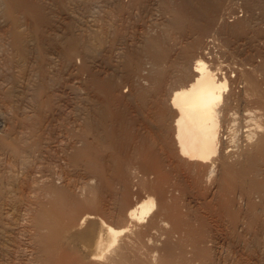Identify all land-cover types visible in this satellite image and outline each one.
I'll return each instance as SVG.
<instances>
[{
  "label": "rangeland",
  "instance_id": "rangeland-1",
  "mask_svg": "<svg viewBox=\"0 0 264 264\" xmlns=\"http://www.w3.org/2000/svg\"><path fill=\"white\" fill-rule=\"evenodd\" d=\"M32 3H34L35 7L34 9H32V11H34V13L32 15H29L28 13L25 14L24 12H22V9L19 8V6L15 7V10L14 12L10 14H7L4 10V5H1V1H0V18L2 16V18L0 19V46L1 44L3 45V47L1 46V49H0V113L2 112L4 115H2L4 121L6 122H3L2 125H1V129L2 131H0V134L2 132H5V131H8L9 129L8 128H12V125L11 123H14L15 126L14 129H15V134L12 132L11 135L12 136H15L19 139L17 140V142H19L20 140L22 142H24V144L26 143V145L29 143H32L34 144L33 148L31 147V152H34V154H31L33 155V157L35 158L34 160L38 159L36 158L37 157V154L38 156H40V158L42 159H38L36 161L33 162V160L31 159V157L27 158L24 162L25 163H18V162H12L11 159L15 158V156L13 155L12 152H9L8 150L5 151L6 149H4V151L1 150L0 148V177H3L5 179V177L8 178V176H11L10 177V180L11 178H13V180H11L13 182V194L9 196L8 198V202L10 201L11 203L13 204H19L20 208L23 209L20 210L18 209V213H19V224H20V220H21V223L22 224H18V227L19 229L16 230V232H22L21 233H16V235H14V240H15V246H14V250L16 248H18L19 250V247L21 248L19 251L16 249L15 251L13 250L11 253L13 254L14 252V256H6V259L5 261L7 262L6 264H29L30 261H32L30 259L29 261V258L30 256H28V251L23 248L24 246H21L24 244V242H26L27 240V236L28 233H27V230H25V227H26V224L28 222V218H30L31 216H33L36 212V209L38 208L37 205H39L41 202V200H44V197L46 198V196H44V193L43 192H39V191H42L43 189V185L45 183H47L48 181L52 182L54 179L57 180L54 181V183L56 185H61V183H65L66 181V185L67 187H71V188H67V190L69 191V193L73 192L74 194V197L75 199H79V201L76 200V204H81L82 202V199L84 200H87L86 201V204L85 202H82V204H85L86 206L82 205V207H79L78 205V209H76V211H80V209H86L85 211H87L89 208H93V211H91L92 209H90V211L92 213L96 212L97 210H95L96 207H99L100 205V208H96L98 210L101 209V212L104 210V208L107 206L106 209H108V206L111 204V207H112V210H111V207L108 209V210H111L113 211V208H114V212L118 209H116L115 205L114 204V199L113 197H115L116 195V198H117V202L116 204H118V206L121 205V202H122V198L119 197V195H123L121 192H120V188L119 186H123V182L122 180L120 181V179L123 177L124 178V174L126 173V170L127 172H129V167H127L126 165V170L124 172V169H123V172L124 173H121L122 177L120 178L119 176L117 178H120V179H116V180H112V178H116V177H112L110 182L107 183L109 186L110 184L111 185H114L116 186V188H111L110 189H106V188H109L106 187V184L104 183V180L102 181L105 185L106 188H104V185L99 181V184L101 186V184L103 185V188L101 190V188L98 186L97 187V190L102 193L100 194L97 190H96V187L94 188V186L96 185V182H98V176H96L95 178L91 179V177H94V176H90L92 174H90L89 176H87L85 173L89 174V172L87 170L90 171L91 173V170L88 168H84V167H88V166H83V164H81V166L77 164V166L79 168H84L86 169L84 172L83 169H78V167L75 165V163L73 165L72 162L68 161L67 159H65V153L63 154L62 151L64 149L63 152L66 151V149L68 148V146L71 144H74L73 141L75 142V137L72 135H75V132L78 131V129H80L79 126L77 125H80V119H76L75 121L73 120V118L75 119L74 116H76L73 112L77 110V108H82L84 105V102H82L83 98L85 97L86 95V88L84 87V85L86 86V81H87V74H88V71L90 69H95V68H99L100 66H102L104 69L107 68V63H113L115 64L118 63V61H115V60H119V54L122 53L123 51H125V49H134L135 47L136 48H139L140 50V47L143 48V44L144 41L147 39V38H152L153 35L155 34V32H157L158 30L160 29H163V33L164 36H165V42H166V49H164V51H166V53L168 52L169 55H171L170 57L174 56L175 54H177V51L178 53L182 50L184 52L185 55V59H186V67H187V60H193L195 56H197L199 53L202 54V55H205L204 56V59L206 60V63L209 64L210 66H212V68L217 72V75L218 76H223L225 77L228 81H227V84L229 83V85L226 86V88L224 89V96L225 97H228V101L226 100L227 98H225L224 100H222V102H226L227 103H222V108H225V110L222 109V115L221 118L223 119V122H224V119H225V123H223L221 126L222 128L224 127V124L228 123L225 125L224 129L221 130V137H220V146L221 148L218 147V150H217V155H216V160L213 162V170H214V173H213V170H210L208 171L206 166L204 167V164H199L203 167H199L197 166L198 164L194 165V164H191L192 166H190L189 164H185V163H182V162H176L175 164L173 163H168L165 159H161V160H165L166 161V166L170 164V167L168 169H171V171H169L168 169V172H170V174H168V177L167 175H164L163 177H165V184L163 182V180L161 179V176L158 175V173L156 174L155 172L153 173L152 170H147V169H144L145 167L142 166L143 164L140 162V161H143L140 157L139 159V162L137 161V159L139 157L136 158V161L138 163H141V164H136V166L134 165L136 163L133 162V163H128L130 164L129 166H134V168H140L142 166V168L144 169L143 171H146V172H141V170L139 171V174L141 172V174L144 176V173L148 176V173L152 174L150 176H142V178H139L138 177V174L134 173L133 172H138L136 170V168H132V174L129 175V173H131V171L127 174H125L126 176L128 175V177H132L131 180L130 179H127V184L124 185L126 186L124 188L123 186V190L125 189L127 191V189H129L130 192L127 191V194L129 193V195H127L129 198L130 196H132L131 198H133V195H135L134 197L136 198V196L139 194V193H143V194H148V191L150 192V194H152V197H154V199L158 201V207L156 205H154L153 207V212H157L158 211V208H160L159 212H157V214L154 212L155 215H157V219L155 220H158V221H155L153 222L151 225H141V224H144L146 222L144 221H141L138 222V225H141L140 228L141 230L144 231V233L146 234V238L145 236L143 238L144 241H146V243L143 241V238H139V239H134L132 240L130 243L128 244H131L130 246L128 245L127 247L128 250H126L127 252V255L131 258V259H136V256H137V262L135 264H146L149 263V264H152L154 262V264H164L166 262V264H189L190 262H192V264L195 262L196 264H264V260L262 258H264V247H262V245L264 246V236H262V234L264 235V0H219V4L217 3L218 1L216 0V2H214L215 6H213L212 8L210 7L209 8V12L206 10V13H204L205 11L201 10V13H199V22H197L198 24L197 25H200L195 27L194 29H192L193 32V36H192V31L191 30H188V27L186 29V27L182 30L183 31V34H182V30H178L177 28L175 29H172L171 31H169V27L167 28V26H165L164 28L167 30H165L163 28V26L165 25L164 24V21L166 20H169L170 18L173 19L175 17L178 16V14H181V11L183 10V13H184V10L186 7H194V8H199L200 6V2L197 3L196 0H189L187 1V3L191 1V5L189 4H185L182 6V2L181 1H185V0H30ZM171 1V2H170ZM178 2V3H174V2ZM222 1V2H221ZM185 3V2H184ZM183 3V4H184ZM194 3V4H193ZM196 3V4H195ZM213 3V1H212ZM154 4V5H153ZM175 6H174V5ZM178 4V5H177ZM173 5V6H172ZM180 5L182 7H180ZM189 5V6H188ZM198 7H197V6ZM218 5V6H217ZM178 6V7H177ZM185 6V8H184ZM172 9H171V8ZM176 7L180 10V11H177L175 10ZM184 8V9H183ZM171 9V10H170ZM173 9L176 11H173ZM182 9V10H181ZM189 9H187V11L184 13L186 14ZM74 11V12H73ZM215 11V13H214ZM5 12V13H4ZM22 12V13H21ZM179 12V13H178ZM71 13H74L71 14ZM157 15H156V14ZM212 13V14H211ZM192 14V13H191ZM204 16L202 17L201 16ZM217 14V15H216ZM74 17H73V16ZM84 15V16H83ZM90 15V17H89ZM92 15V16H91ZM160 15V16H159ZM210 15V16H209ZM71 16V17H70ZM82 16V18L80 17ZM157 16V17H156ZM208 18H207V17ZM214 16H219V17H215ZM74 20H73V18ZM80 18L82 19L81 20H78V19H75V18ZM83 17H85L83 19ZM159 17V18H158ZM166 17H169V18H166ZM173 17V18H172ZM200 17L202 18V20H200ZM161 18V20H160ZM206 18V19H205ZM211 18V19H210ZM89 19V21H88ZM93 19V20H92ZM164 19V20H163ZM170 19V20H171ZM84 20V21H83ZM91 20V21H90ZM215 20V21H214ZM218 20V21H217ZM242 20V21H241ZM245 22H244V21ZM15 21V22H14ZM80 21V22H78ZM201 21V22H200ZM207 21V22H206ZM214 21V22H213ZM14 22V27H16V29L21 32V36L22 38H24L25 40V46L28 47L27 50L28 52H26V54L22 57H20L19 55H13L12 53H9L10 50H8V46L10 45H7L6 43V40L9 41L8 39V36L7 35V31H5L6 29L9 30L11 28V25L12 23ZM87 22V24H86ZM94 24H91L90 26V23H93ZM163 22V24H162ZM79 23V24H78ZM83 23V24H82ZM160 23L162 26H160ZM221 23V24H220ZM239 23V24H238ZM185 25H187L186 23H184ZM203 24V25H202ZM219 24V25H218ZM225 26H224V25ZM76 25V26H75ZM79 25V26H78ZM96 25V26H95ZM202 25V26H201ZM215 25V26H214ZM238 27H237V26ZM95 26V27H94ZM160 28H158V27ZM236 26V27H235ZM74 27V28H73ZM83 27V28H82ZM92 27V28H91ZM157 27V28H156ZM209 27V28H208ZM213 27V28H212ZM216 27V28H215ZM224 27V28H223ZM229 27V28H228ZM232 27V28H230ZM241 27V28H240ZM198 29V32L196 31ZM171 29V28H170ZM190 29V28H189ZM203 30V32L205 31V33L202 32L201 34V31ZM206 29V30H205ZM211 29V31H210ZM235 29V30H234ZM178 30V32H177ZM187 32H186V31ZM215 32H214V31ZM219 30V31H218ZM165 31V32H164ZM175 31V33H174ZM180 31V33H179ZM223 33H221V32ZM230 31H233V32H230ZM171 32V33H170ZM177 32V33H176ZM191 32V33H190ZM196 32V33H195ZM208 32V33H207ZM212 32V33H211ZM225 32H228L227 34ZM6 33V35H5ZM170 33V34H168ZM174 33V34H173ZM199 33V34H198ZM210 33V34H209ZM222 35H221V34ZM188 34V35H187ZM190 34V35H189ZM213 34V35H212ZM216 36H215V35ZM184 35L185 38H184ZM200 37H199V36ZM204 35V36H203ZM207 38H206V36ZM218 35V37H217ZM221 35V36H220ZM227 35V36H226ZM2 36V37H1ZM3 36H6L5 38H3ZM26 36V37H25ZM176 36V37H175ZM181 36V37H180ZM189 39H187L188 37ZM195 36V37H194ZM71 37H76L78 39L77 41V45H79L80 47H84L86 44H88L89 48L90 47H94L92 50H93V58H91V61H89L88 59H90V57L88 58L87 57H84L83 59V55L79 54V53H75L72 55V57H68L67 55H63L62 52L64 51V49H66V46L67 44L71 41ZM179 37V38H178ZM183 37V38H182ZM187 37V38H186ZM197 37V38H196ZM214 37H217V38H214ZM224 37V38H223ZM8 38V39H7ZM26 38V39H25ZM28 38V39H27ZM150 38V39H151ZM178 41H177V39ZM202 38V39H201ZM30 39V40H29ZM180 39V40H179ZM185 41H184V40ZM197 39L199 40V42L197 41ZM205 39V40H204ZM227 39V40H226ZM190 40V41H189ZM194 42H192V41ZM201 40V41H200ZM207 40V41H206ZM3 41H5L3 43ZM180 41V42H179ZM195 41L197 43H195ZM223 41V42H222ZM204 42V43H203ZM210 44H209V43ZM226 42V44H225ZM84 43V44H83ZM190 43L194 44V45H190ZM200 43V45H199ZM202 43V44H201ZM208 43V45H207ZM213 43V44H212ZM216 43V44H215ZM223 45H221V44ZM32 46H31V45ZM174 44V45H173ZM225 44V45H224ZM6 45V46H5ZM84 45V46H83ZM207 45V46H206ZM211 45V46H209ZM5 46V47H4ZM87 46V47H88ZM171 48H169V47ZM172 46L174 47L173 50H172ZM192 46V47H190ZM225 46V47H224ZM227 46V47H226ZM178 47V48H177ZM189 47V48H188ZM210 47V48H209ZM215 47V48H213ZM118 49V52H117V49ZM120 48V49H119ZM123 48V49H122ZM169 48V50H168ZM196 48V49H195ZM225 48V49H224ZM30 49V50H29ZM175 49V50H174ZM177 49V50H176ZM212 49V50H211ZM215 49V50H214ZM3 50H4V53H3ZM32 50V51H31ZM171 50V51H170ZM192 50V51H191ZM194 50V51H193ZM198 50V51H197ZM206 50V51H205ZM224 51L222 52V54L219 52V51ZM12 51V50H11ZM116 51V52H115ZM143 51V49H142ZM142 51H140L139 55H141ZM163 51V52H164ZM181 51V53H183ZM196 51V52H195ZM199 51H202L199 52ZM205 51V52H204ZM208 51V53H207ZM7 52V53H6ZM138 52V51H137ZM198 52V53H197ZM230 52V53H229ZM9 53V54H8ZM29 53V54H28ZM61 54L60 57L58 54ZM115 53V54H114ZM165 53V52H164ZM171 53V54H170ZM174 53V54H173ZM194 53V55H193ZM205 53V54H204ZM212 53V54H210ZM214 53V54H213ZM217 53V54H216ZM2 54V55H1ZM5 56H4V55ZM58 56H57V55ZM116 54H118V56H116ZM197 54V55H196ZM199 54V55H200ZM216 54V55H215ZM226 54V55H225ZM29 55V56H27ZM164 55V54H163ZM212 55V56H211ZM225 55V56H224ZM229 55V56H228ZM26 56V57H25ZM77 56V60L76 59H73V58H76ZM80 56V57H79ZM211 56V57H210ZM217 58H215V57ZM4 57V58H3ZM18 57V58H17ZM193 57V58H192ZM209 57V58H208ZM214 57V58H213ZM220 57V58H219ZM224 57V58H223ZM14 58V60H12ZM27 58V59H26ZM81 58V59H80ZM88 58V59H87ZM112 58V59H111ZM115 58V60H114ZM117 58V59H116ZM142 58V57H141ZM222 58V59H221ZM227 58V59H225ZM233 58V59H232ZM11 62H9V60ZM86 59V60H85ZM93 59V60H92ZM217 59V60H216ZM238 59V60H237ZM34 60V61H33ZM114 60V61H113ZM209 60V61H208ZM219 60H221V63L219 62ZM239 62H237V61ZM241 60V61H240ZM52 61V62H51ZM100 61V62H99ZM112 61V62H111ZM140 61V60H138ZM191 61H188L189 62V67H190V63ZM214 61V62H213ZM229 63H228V62ZM245 62L243 64V62ZM87 62V63H86ZM92 62V63H91ZM95 64H94V63ZM104 62V63H103ZM107 62V63H106ZM217 62V63H216ZM219 62V63H218ZM225 62V63H224ZM76 63V64H75ZM86 64V68H90L89 70H87L85 68V65L83 66V64ZM103 63V64H102ZM137 63H139V65H137ZM249 63V64H248ZM17 64V66H16ZM20 64V65H19ZM53 64V65H52ZM81 64V66H80ZM89 64V65H88ZM135 65H137L136 67L135 66H130V65H123L122 66V71L121 73L119 74L118 76V80H117V85H119V83H122L124 82V84L122 83L121 85H119L118 87L120 88L119 90V94L121 93V96L122 98H124L125 100L128 101L129 104H127V102L124 101L123 99V102H125L129 108L131 109V107H138L141 106L142 104V101H141V98L139 97L137 91L135 88H137L138 84L143 86V87H146L150 81H152L151 78H149L148 74H149V71L151 70V66L149 65L148 66V62L146 63L145 60L141 59L140 62H136L134 63ZM150 64V63H149ZM213 64V65H212ZM238 64V65H237ZM242 66H241V65ZM245 64H248V65H245ZM227 65V66H226ZM236 65V67H235ZM6 66V67H5ZM11 68H10V67ZM15 66V67H14ZM95 66V67H94ZM223 66V67H222ZM232 66V67H231ZM252 66V67H251ZM4 69H3V68ZM92 67V68H91ZM185 67V68H186ZM220 67V68H219ZM228 67V68H227ZM231 67V68H230ZM234 67V68H233ZM242 67V68H241ZM10 68V69H9ZM16 68V69H15ZM146 68V70H144ZM147 68H150V69H147ZM226 68V70L224 69ZM244 69L245 71L247 72H243V70H239V69ZM160 69V70H158ZM157 69V71L159 72V74H161L160 72L162 71L161 68L159 67ZM184 69V68H183ZM222 72H221V70ZM223 69L225 71H223ZM230 69H233V70H230ZM6 72H5V71ZM8 70H12V72H9ZM149 70V71H148ZM185 70V69H184ZM182 71V75L180 74L179 72V75L176 77H174V79L172 80H169L166 82L170 83L173 82V81H176V80H180L179 78L181 77L182 79V76L184 74L185 77H187L186 75H188V71L186 73V70H188V67L185 71ZM230 70V71H229ZM237 70V71H235ZM239 70V71H238ZM252 70V71H251ZM19 71V72H18ZM30 73H29V72ZM32 71V72H31ZM35 71V72H33ZM87 71V72H86ZM107 72L105 73H108L110 71V69L107 68L106 70ZM143 71V73H142ZM148 71V72H147ZM5 72V73H4ZM16 72V73H15ZM18 72V73H17ZM141 72V73H140ZM145 72V74H144ZM147 72V73H146ZM228 72V73H227ZM243 72V73H242ZM251 72V73H250ZM257 72V73H256ZM9 73H11V75L13 76H8ZM13 73V74H12ZM158 74L156 72V69H154V72L153 74ZM163 73V71H162ZM224 73V74H223ZM242 73V74H241ZM255 75H253V74ZM4 74V75H3ZM19 77H18V75ZM21 74H22V77H21ZM78 74V75H77ZM141 74V75H140ZM164 74V73H163ZM226 74V75H225ZM240 74V75H239ZM247 74V75H246ZM258 74V75H257ZM30 75V76H29ZM38 75V76H37ZM165 75V74H164ZM181 75V76H180ZM244 75V76H243ZM6 76V77H5ZM27 76V77H26ZM86 76V77H85ZM140 76V77H138ZM142 76V78H141ZM146 76V78H145ZM158 76V75H156ZM161 76V75H159ZM180 76V77H179ZM183 76V77H184ZM236 76V77H235ZM247 76V77H245ZM2 77H4L2 79ZM17 77V79H16ZM24 77V78H23ZM29 77V78H28ZM81 77V78H80ZM228 77V78H227ZM241 77V78H240ZM244 77V78H243ZM6 78V79H5ZM20 78V80H18ZM21 78H23L21 80ZM32 78V79H30ZM36 78V79H35ZM38 78V79H37ZM75 78V79H74ZM136 78V79H135ZM145 80H144V79ZM252 79V82H250V80ZM15 81H14V80ZM35 81H34V80ZM42 79V80H41ZM79 79V80H78ZM131 79H134L132 80L133 82L135 81V84L137 81H145V83H143L142 81V84L141 82H137L136 86L134 85V83L132 81H130ZM139 79V80H138ZM150 79V81H148ZM233 81H232V80ZM245 79V80H244ZM247 79V80H246ZM7 80V81H6ZM29 80V81H28ZM32 80V81H31ZM74 80V81H73ZM83 80V81H82ZM126 80V81H124ZM257 80V81H256ZM18 81V82H17ZM19 81H22V82H19ZM24 81V82H23ZM40 82L42 87L39 85V89L38 91L34 90L33 88L31 87H36V85L38 83L36 82ZM80 81V82H79ZM233 84H232V82ZM3 82V83H2ZM10 82V83H9ZM16 82V83H14ZM245 82V83H243ZM250 82V83H248ZM7 83V84H6ZM14 83V84H13ZM21 83V84H20ZM24 83L26 85H24ZM31 83H36V84H31ZM84 83V84H83ZM126 83H130L129 86H127L128 84ZM240 85H239V84ZM10 84V85H9ZM12 84V85H11ZM18 84V85H17ZM31 84V86H30ZM81 84V85H80ZM132 84V85H131ZM165 84V83H164ZM172 84V83H171ZM246 84L245 86L249 87H244V85ZM251 84H253V88H251ZM255 84V85H254ZM13 85L15 87H18V88H22L25 90H28L27 92L28 95H30L28 97L27 95V92L25 91L27 97L29 99L26 98H22L20 97V93H19V96H16V95H13L14 91L12 89ZM23 85V86H22ZM28 85V86H27ZM69 85V86H68ZM72 85V86H71ZM131 85V86H130ZM6 86V88H5ZM21 86V87H20ZM74 86V87H73ZM124 86V87H123ZM134 86V87H133ZM140 86V87H141ZM149 87L148 88H152L151 86V83L150 85H148ZM151 86V87H150ZM240 86V87H239ZM24 87V88H23ZM30 87V88H29ZM74 89H73V88ZM133 87V88H132ZM153 87H155V84H153ZM27 88V89H26ZM81 88V89H80ZM244 88V90H246L247 88V91H242V89ZM11 91V96L8 98L7 96L4 98V95H1V93H3L2 91H6L8 90ZM122 89V90H121ZM124 89V91H123ZM156 89V87H155ZM154 88L151 89V90H148V93L151 95L155 90ZM31 90L33 92V90L35 91V93L33 92L32 95H31ZM128 90V91H127ZM82 91V93H80ZM126 91V92H125ZM249 91V92H248ZM254 91V93L252 92ZM75 92V93H74ZM84 92V93H83ZM123 93V94H122ZM125 93V94H124ZM225 93H228V94H225ZM231 93V94H230ZM245 93V94H244ZM253 97V98H250V96ZM34 94V95H33ZM252 94V95H251ZM79 95V96H78ZM84 97H83V96ZM125 95V97H124ZM228 95V96H226ZM248 95V96H247ZM3 96V98H1ZM15 96V97H14ZM34 96V97H33ZM83 98H81V97ZM223 96V98H224ZM238 96V97H237ZM258 96V97H257ZM12 97V99H11ZM14 97V98H13ZM30 97H33L30 99ZM73 97V98H72ZM78 97V99H77ZM80 97V98H79ZM234 97V98H233ZM247 97H249L248 99H246ZM19 98V99H18ZM3 99V100H2ZM10 99V100H9ZM14 99V100H13ZM25 99V100H24ZM39 103H37V100ZM79 99H80V102H79ZM82 99V100H81ZM233 99V100H232ZM23 100V101H22ZM241 100V101H240ZM19 101V102H18ZM230 101V102H229ZM256 101V102H255ZM259 101V102H258ZM19 105H18V103ZM35 104L36 102V106L33 104ZM82 102V103H81ZM17 103V106L16 104ZM21 103V104H20ZM25 103V104H24ZM31 103V104H30ZM71 103V104H70ZM80 103V104H79ZM256 103V105H254ZM258 103H261V104H258ZM5 104V105H4ZM13 104V105H12ZM34 107H32L33 105ZM133 106H131V105ZM231 104V105H230ZM242 104V105H241ZM10 105V106H9ZM23 105V106H22ZM70 105V107H69ZM72 105V106H71ZM77 106V108H75V106ZM227 105V106H226ZM260 105V106H259ZM3 106V107H2ZM8 106V107H7ZM14 106V107H12ZM19 106V107H18ZM25 106V107H24ZM31 106V107H29ZM74 106V108H73ZM131 106V107H130ZM234 106V107H233ZM236 106H239V107H236ZM243 107V109L241 110V108ZM248 106V108H247ZM252 106V107H251ZM7 107V108H6ZM12 107V108H11ZM23 109H22V108ZM69 107V108H68ZM133 109H137L136 107ZM227 107V108H226ZM230 107V109L228 108ZM20 110V111H18ZM34 108V109H32ZM233 108V110H232ZM235 108V109H234ZM240 108V110H239ZM251 108V109H249ZM254 108V109H253ZM16 109V110H15ZM22 109V110H21ZM28 109V111H26ZM229 109V111H228ZM245 109V111H244ZM248 109V110H247ZM3 110V111H2ZM233 112H231V111ZM238 110V111H237ZM253 110V111H252ZM6 111V112H4ZM13 111V112H12ZM33 111V112H32ZM36 111V112H35ZM68 111H69V114H68ZM227 111L229 113V115L227 114ZM25 112V113H24ZM28 112V113H26ZM236 112V113H234ZM238 112V113H237ZM249 112H252V113H249ZM1 113V114H2ZM14 113V114H13ZM17 113L19 115H17ZM23 113V115H22ZM72 113V114H71ZM73 113H74V116H73ZM231 113V114H230ZM243 113V114H242ZM13 117H12V115ZM29 116H28V115ZM226 114V116H225ZM251 114V115H249ZM14 115L16 118H14ZM67 115V116H66ZM72 115V116H71ZM230 117H228V116ZM256 115V116H255ZM18 116V117H17ZM21 118H20V117ZM24 116V117H23ZM31 116V118H29ZM61 116V117H60ZM6 117V118H5ZM12 117V118H11ZM77 117V116H76ZM226 117V118H225ZM10 118V119H9ZM14 118V119H13ZM230 118V120L228 119ZM21 119L20 121H17ZM227 119V120H226ZM258 119V120H257ZM25 120V121H23ZM30 123H27V121ZM64 120V122H62ZM72 120V121H71ZM78 120V121H77ZM255 120V123L253 122ZM259 121L257 123V121ZM23 121V123H21ZM16 122V123H15ZM20 122V123H19ZM27 124H26V123ZM66 122V123H65ZM72 122V123H71ZM78 122V123H77ZM18 123V124H17ZM69 123V124H68ZM74 123V124H73ZM254 123V124H253ZM261 123L263 124V126L261 125ZM8 124V125H7ZM21 124V125H20ZM26 124V125H25ZM30 126H29V125ZM66 124V125H65ZM73 124V125H72ZM76 124V125H75ZM257 126H254L256 125ZM11 125V126H9ZM34 125V126H33ZM72 125V126H71ZM23 126V127H22ZM26 126V127H24ZM76 126V128H75ZM245 126V127H244ZM250 126H254V129H252V127L250 128ZM261 126V127H260ZM30 127V128H29ZM32 127L34 128V130L32 129ZM57 127V128H56ZM227 127V129H226ZM6 129V130H3V129ZM18 128L20 130H18ZM23 128V130H22ZM60 128V129H59ZM67 131H65V129ZM74 128V129H73ZM78 128V129H77ZM259 128V129H258ZM260 128H262L260 130ZM64 129V130H63ZM257 129V130H256ZM13 130V128H12ZM22 130V131H21ZM27 130V131H25ZM58 132H57V131ZM63 130V132H61ZM70 132H69V131ZM225 132H224V131ZM259 130V131H258ZM17 131V132H16ZM20 132V133H19ZM28 132V133H27ZM35 132V133H34ZM64 132H69V134L67 133L66 134V138L68 136V138L66 139L65 138V134ZM72 132V135H70V133ZM263 135V140L261 139L262 135ZM17 133V134H16ZM25 133V135L23 134ZM34 133V134H33ZM58 133V134H57ZM60 133V134H59ZM74 133V134H73ZM33 134V135H32ZM62 134V136H61ZM157 134V136H156ZM29 135V136H27ZM31 135V136H30ZM41 137H40V136ZM59 135V136H58ZM70 135V137H69ZM153 135V134H152ZM21 136H22V139H21ZM32 139H30L31 137H33ZM44 136V137H43ZM58 136V137H57ZM154 136H155V140L154 139ZM29 139H28V138ZM45 138V140L43 138ZM48 137V138H47ZM63 139H62V138ZM154 141H159V144H160V140H161V136H158V133H156L155 131V135L152 136ZM157 137V138H156ZM160 140H158L159 138ZM224 137V138H223ZM42 138V139H41ZM55 138V139H53ZM71 138H74L75 140H72ZM77 138V137H76ZM26 139V140H25ZM27 139H28V142H27ZM34 139V141H33ZM41 139V140H40ZM52 142H51V140ZM59 139V140H57ZM66 139V140H65ZM70 141H69V140ZM152 139V140H153ZM24 140V141H23ZM33 142H36L37 141V145H35V143ZM36 140V141H35ZM48 140L50 142H48ZM55 140V141H54ZM224 140V141H223ZM43 141L45 143H43ZM61 141H63L61 143ZM67 143H65V142ZM69 141V142H68ZM22 142H20L21 144L20 145H23ZM48 142V144H47ZM226 142V143H225ZM60 143V144H59ZM39 144V145H38ZM59 144V145H58ZM62 144V146L66 145V147L62 148L60 147ZM69 144V145H68ZM156 144L155 143V148H156V145L158 146H162V148L158 147V149H160V151L158 152V155L156 157L155 155V158H159L158 156L160 157H164V156H167V151H166V148L165 146L163 147V144ZM48 145V146H47ZM51 145V146H50ZM56 147H54V146ZM68 145V146H67ZM70 145V146H71ZM25 146V145H23ZM46 146V147H44ZM51 150H50V148ZM59 146V148L57 147ZM44 148H47L50 150L51 154H49L47 151V149L45 150ZM58 148V149H57ZM66 148V149H65ZM165 150H164V149ZM224 150H223V149ZM57 150L56 152H53V155H52V150L55 151ZM223 151H222V150ZM229 149V150H228ZM41 150V151H40ZM58 150L60 151L59 154L57 153ZM222 152H220V151ZM36 151V152H35ZM5 152V153H4ZM228 152V153H227ZM231 152V154H229ZM263 152V157L260 158L259 156H261ZM36 153V154H35ZM44 153V154H42ZM163 153H166V155L164 154L163 156ZM57 154V155H56ZM60 154L63 156H60ZM222 154V155H221ZM9 155V156H8ZM13 155V156H11ZM58 156L59 157V160H56L58 159V157H54V156ZM162 155V156H161ZM219 158H222V159H219L221 161L218 160L217 156H219ZM229 155L228 158H226L225 156ZM49 156H52V157H49ZM215 156V155H214ZM4 157V158H3ZM7 157V158H6ZM10 157V158H9ZM13 157V158H12ZM47 158L46 160L44 159ZM64 157V159H63ZM64 160H62V159ZM165 158V157H164ZM261 161H258V160H255V159H258ZM9 159V160H8ZM29 159V160H28ZM44 159V160H43ZM55 159V160H54ZM160 159V158H159ZM158 159V160H159ZM214 159V157H213ZM5 160V161H4ZM9 164H7V162ZM55 162H54V161ZM62 160V161H60ZM67 160V162H65ZM251 163H249L248 161ZM255 160V161H254ZM14 161V160H13ZM29 161V162H28ZM40 161V162H39ZM43 161H46L44 162L46 164V166L48 167V170L49 171H52L50 172V175H49V171L46 172V170L44 171V168H43ZM57 161V162H56ZM61 163H59V162ZM28 162V163H27ZM31 162V163H30ZM42 162V163H41ZM62 162L67 166V167H70V168H67L64 166V164H62ZM257 162V163H255ZM11 163V164H10ZM17 163L19 165H17ZM27 163V164H26ZM34 163V164H33ZM57 163V164H56ZM60 167H59V165ZM168 163V164H167ZM180 164V165H183V167L181 166L177 168H179V170L177 171L176 167L174 165L176 164ZM245 163H248L245 164ZM22 164V165H21ZM29 164L32 166V169L34 168L35 166V170H31V166H29ZM36 164V165H35ZM42 166H38V165ZM56 166H55V165ZM68 164V165H67ZM163 164V163H162ZM172 164V165H171ZM254 164V166L252 165ZM259 164V165H258ZM3 165V166H2ZM6 165V169L4 168V166ZM15 165V167L17 166L18 168H16V172H13V168L15 169V167H13ZM25 165V166H24ZM27 165V167H26ZM50 165V167H49ZM58 165V166H57ZM72 167H71V166ZM86 165V164H84ZM233 165V168L234 170H232V166ZM247 165V166H246ZM8 166H12L13 168L11 169L8 168ZM21 166V167H20ZM29 166V167H28ZM45 166V165H44ZM62 166V168H61ZM74 166H76L77 168H75ZM140 166V167H139ZM225 166H227V168H224ZM231 166V167H230ZM25 169H24V168ZM37 167V168H36ZM65 167V169H64ZM173 167V168H172ZM175 167V168H174ZM215 167V169H214ZM236 167V169H235ZM243 167V168H242ZM247 167V168H246ZM41 168V172L38 173V170ZM50 168V169H49ZM72 168V170H71ZM125 168V166H124ZM129 168V169H128ZM203 168V169H201ZM205 168V169H204ZM10 171L12 173H16L19 172L17 175L16 174H12L11 172H8L7 171ZM61 169V170H59ZM67 169V170H66ZM75 169V171H74ZM136 171H134V170ZM211 169V168H210ZM239 169V170H237ZM250 169V170H249ZM2 170V171H1ZM5 170V171H4ZM13 170V171H12ZM24 170V171H23ZM56 170V171H55ZM77 170V171H76ZM79 170V171H78ZM81 170V171H80ZM202 170V171H201ZM204 170V172H203ZM207 170V171H205ZM222 173V171H224ZM244 170V172H242ZM7 171V173H6ZM23 171V172H21ZM26 171V172H25ZM30 171V172H29ZM63 171V172H62ZM64 171H65V174H64ZM74 171V172H73ZM184 171V173H182ZM193 171V172H192ZM195 171V172H194ZM201 171V172H200ZM236 171V173H234ZM238 171V172H237ZM21 172V173H20ZM25 172V173H24ZM54 172V173H53ZM60 172V173H59ZM79 172V173H77ZM84 172V173H83ZM190 172V173H189ZM197 172V173H196ZM199 172V173H198ZM231 172V173H230ZM2 173V174H1ZM5 173V174H4ZM10 173V175H8ZM24 173V174H22ZM33 173V174H32ZM43 173H45L43 175ZM47 173V174H46ZM66 173H70L69 175H67ZM74 173V174H73ZM77 173V174H76ZM179 173V174H178ZM195 174V178L193 176V174ZM213 173V175H212ZM29 174V175H28ZM40 174V175H39ZM52 174H55L54 176L57 175V178L58 176L60 177V179H56L53 177ZM83 174V175H82ZM158 175L159 178H157V182L159 181V183L156 182V180L154 181L153 179L156 178V176L154 175ZM190 174V176L188 175ZM198 174V175H197ZM201 174V175H200ZM208 176H207V175ZM211 174V175H210ZM232 174V175H231ZM3 175V176H1ZM16 175V176H15ZM24 175H25V179H24ZM39 175V176H38ZM65 177L63 178L62 177ZM66 175V176H64ZM134 175H137L136 177ZM188 175V176H187ZM231 175V176H230ZM18 176V177H17ZM23 176V177H22ZM38 176V177H37ZM45 176V177H44ZM49 176V177H48ZM52 176V178H51ZM140 176V177H141ZM215 176V177H214ZM222 176L224 178V180L222 179ZM17 177V178H16ZM34 177V178H33ZM40 177V179H39ZM43 177V178H41ZM49 180H48V178ZM87 177V178H86ZM135 177V178H134ZM188 177V178H187ZM190 177V178H189ZM200 177V178H199ZM202 177V178H201ZM210 177V178H209ZM221 177V178H220ZM33 180H32V179ZM46 178V179H45ZM54 178V179H53ZM65 181H63L62 180ZM85 178V180H83ZM89 178V180H88ZM122 178V179H123ZM147 178V179H146ZM152 178V179H151ZM192 178V179H191ZM193 178L195 179V181L193 180ZM198 178V179H197ZM226 178V179H225ZM18 179L20 181H17L15 180ZM39 179V180H37ZM53 179V180H52ZM75 179V180H74ZM91 179V180H90ZM97 179V180H96ZM136 179V180H134ZM139 179V180H138ZM159 179V180H158ZM167 179V180H166ZM202 181H201V180ZM15 180V181H14ZM24 182H23V181ZM28 180V182H26ZM48 180V181H47ZM59 180V181H58ZM60 180L62 182H60ZM73 180V181H71ZM120 182H118V181ZM133 180V182H132ZM139 182H138V181ZM197 180V181H196ZM35 183H34V182ZM39 181V182H38ZM71 183H70V182ZM76 181V182H74ZM123 181H125L123 179ZM130 181V182H129ZM140 181L141 182H144L143 184L141 183L140 184ZM213 181V182H212ZM22 182V183H21ZM94 182V183H93ZM114 182H117V183H114ZM122 182V183H121ZM126 182V181H125ZM151 182V183H150ZM201 182V183H199ZM212 182V184H210ZM228 182V183H226ZM254 182V183H253ZM38 183V184H37ZM44 183V184H43ZM58 183V184H57ZM69 183V185L67 184ZM86 183V184H84ZM101 183V184H100ZM114 183V184H113ZM119 183V185H117ZM130 183H133V184H130ZM138 183V184H136ZM149 183V184H148ZM164 186H163V184ZM15 184V185H14ZM40 184V185H39ZM74 184V185H73ZM92 184V186L90 185ZM125 184V183H124ZM151 184V185H150ZM162 186H161V185ZM210 184V185H209ZM214 184V185H213ZM231 184V185H230ZM254 184H257L256 186ZM33 185V186H31ZM35 185L38 187L35 188ZM129 185H131L129 187ZM135 185V186H134ZM138 185V186H137ZM141 185V186H139ZM158 185V186H157ZM160 185V186H159ZM166 185V186H165ZM212 185V186H211ZM226 185V186H225ZM228 185V186H227ZM233 185V186H232ZM21 186V188H19ZM61 186H64L65 187V184L64 185H61ZM73 186V187H72ZM75 186V187H74ZM77 186V187H76ZM118 186V187H117ZM137 186V187H136ZM144 186V187H142ZM147 186V187H146ZM154 186L153 189H151V187ZM157 186V188H156ZM211 186V187H210ZM32 187V188H31ZM41 187V189H40ZM85 187H87L88 190L85 189ZM129 187V188H128ZM142 189H140V188ZM146 187V189H145ZM150 187V188H148ZM166 187V189H165ZM225 187V188H224ZM228 188V191H227V188ZM16 188L18 190H16ZM26 188V189H25ZM30 188V189H29ZM35 188V189H34ZM76 190H75V189ZM94 188V191L96 192H93V189ZM100 190H99V189ZM118 188H119V191H118ZM127 188V189H126ZM160 188V189H159ZM164 188V189H162ZM220 188V189H219ZM221 188H222V191H221ZM22 189V190H21ZM31 189L33 190V193L31 191ZM73 191H72V190ZM81 189V190H80ZM85 189L86 190V194H85V191L83 192V190ZM117 189L116 191H113V190ZM133 189V190H132ZM138 189V190H136ZM151 189V190H150ZM159 189V190H157ZM31 192H30V191ZM80 190V191H78ZM112 190V192H111ZM136 190V191H135ZM140 190V191H139ZM145 190V191H144ZM147 190V191H146ZM153 190V191H152ZM162 190H164L163 193ZM227 191V192H224V191ZM19 193H18V192ZM37 193H35V192ZM83 193H82V192ZM105 191H108L107 194H111V197L113 195V197L111 198L110 196L108 197L106 192ZM134 191V194L132 193ZM139 191V193H138ZM213 191H214V194H213ZM219 191V192H218ZM24 192V193H23ZM27 192V193H26ZM75 192V193H74ZM85 196H82V194ZM111 192V193H110ZM118 192V193H116ZM157 192V194L155 193ZM166 192H168V195L171 196L169 198H166L168 197V195L166 194ZM223 192V194H222ZM23 193V194H22ZM43 194V195H40ZM78 193V194H77ZM80 193V194H79ZM95 193V194H93ZM120 193V194H119ZM154 193L156 195H158L159 193V197H160V194L161 196L165 199V201L163 202L162 198H157V196H153ZM172 193V194H170ZM220 193V194H218ZM17 194V195H16ZM25 194V195H24ZM32 194H36L34 197L32 196ZM39 194V195H38ZM97 194L100 196L98 197ZM137 194V195H136ZM165 194V196H163ZM211 194H213L212 196L214 197H211ZM226 194V196H225ZM22 195L25 197H22ZM28 195V196H26ZM76 195V196H75ZM79 195V197H77ZM89 195V196H88ZM91 195V197H90ZM96 195V197L94 196ZM102 195V196H101ZM106 195V196H105ZM124 199L127 198L126 197V194H124ZM14 196V197H13ZM19 199H18V197ZM20 196H21V201H20ZM38 196V197H37ZM42 196H44L42 198ZM94 196V199L93 197ZM104 196V197H103ZM174 196V198H173ZM177 198H176V197ZM220 196V197H219ZM228 196V197H227ZM33 197V198H32ZM41 197V198H40ZM88 197V198H87ZM91 199H90V198ZM102 197V198H101ZM108 197V198H107ZM118 197L121 199L120 201H118ZM122 197V196H121ZM156 197V198H155ZM222 197V198H221ZM232 197V199H231ZM263 197V198H262ZM28 198H30L28 200ZM36 198V199H35ZM107 198L108 199V203L105 201H101L102 199H105ZM130 198V199H131ZM228 198V199H227ZM247 198V199H246ZM250 200H249V199ZM11 199V200H10ZM15 199V200H13ZM18 199V200H17ZM24 199V200H23ZM31 199H32V202L34 201H38L39 204H37V202H34L32 203L31 202ZM35 199V200H34ZM93 199V201H92ZM96 199H98L96 201ZM101 199V200H100ZM105 199V200H107ZM168 199V201H167ZM172 199V200H171ZM229 199H231V201H229ZM253 199V200H252ZM91 200V201H90ZM102 202V205H101V202ZM171 200V201H170ZM212 200V201H211ZM5 200H3L2 202V199L0 197V212L1 210H3V203H4ZM17 201V202H15ZM26 201V203L24 202ZM42 201V202H44ZM81 201V202H80ZM113 201V202H110ZM162 201L163 203L160 204ZM246 201V202H245ZM248 201V203H247ZM256 201V203H255ZM80 202V203H79ZM90 202V203H88ZM160 202V203H159ZM167 202V203H166ZM170 202H172L170 204ZM174 202V203H173ZM252 202V203H251ZM23 203V205H22ZM28 203V204H27ZM88 203V205H87ZM109 204V205H105V204ZM157 203V202H155ZM225 203V204H224ZM246 203V204H245ZM254 203V204H253ZM262 204L261 207H259L258 204ZM26 204V205H25ZM75 204V206H76ZM93 207H90L91 205ZM95 204H98L95 206ZM112 204H114L112 206ZM120 204V205H119ZM164 204V205H163ZM176 204L178 205V207L176 206ZM221 204V205H220ZM249 204V205H248ZM29 207H28V206ZM105 207H104V206ZM159 205H162L163 206V210L161 209V207ZM166 205L169 207H166ZM170 205H173L170 207ZM223 205L225 207H223ZM252 205V206H250ZM35 206V207H34ZM89 208H88V207ZM104 208H102V207ZM230 206V207H229ZM237 206V207H236ZM239 206L241 209H239ZM257 207L254 209V207ZM33 207V208H32ZM95 207V208H94ZM121 207V206H120ZM181 209H180V208ZM220 207V208H219ZM229 207V208H228ZM244 207V208H243ZM29 208V209H28ZM32 212H30L31 210ZM35 208V209H34ZM118 208V207H117ZM167 208V209H166ZM172 208V210H170ZM178 208V209H177ZM232 208V210H231ZM234 208V209H233ZM236 208V209H235ZM252 210H251V209ZM26 209H28L29 211H27ZM104 210L106 212H108V214H106V212H96L94 213L95 216H97L99 218V215H100V218H103L101 217L102 215H106L103 219L104 220H107L108 222H112L111 224H117V225H114V226H118V225H121L120 223L122 222V220H120L121 218L118 217V213H112L108 210ZM116 209V210H115ZM165 209V210H164ZM175 209V210H174ZM183 209V211H182ZM228 209V210H227ZM230 209V210H229ZM239 209V210H237ZM245 209V210H244ZM254 209V210H253ZM258 209V210H257ZM263 209V210H262ZM157 210V211H156ZM170 210V211H169ZM176 212H174V211ZM214 212H213V211ZM218 210V211H216ZM245 212H244V211ZM262 210V212H261ZM16 211V210H15ZM78 211V213H79ZM82 211V210H81ZM80 211V212H81ZM89 211V210H88ZM188 211V212H186ZM222 211V212H221ZM226 211V212H225ZM235 211V215L234 213H231V212H234ZM249 211V212H248ZM253 211V212H252ZM259 213H258V212ZM22 214H21V213ZM27 212V213H26ZM33 213V215L30 216V214L28 215V213ZM110 212V213H109ZM183 212V213H182ZM186 212V213H185ZM216 212V213H215ZM219 212H221L219 214ZM230 212V213H228ZM237 212V213H236ZM239 212V213H238ZM251 212V213H250ZM256 212V213H255ZM262 214H261V213ZM27 214V221H26V224H25V217H26V214ZM99 213V214H98ZM168 213V214H166ZM224 213H226L227 215H224ZM258 213V214H257ZM21 214V215H20ZM25 214V215H24ZM97 214V215H96ZM110 214V215H109ZM150 214H153L152 212H150ZM149 214V215H150ZM161 214H165L166 217H164L165 215H161ZM181 215L180 218L179 216H175V215ZM183 214V216H182ZM190 214V215H189ZM193 214V215H192ZM218 214V215H217ZM230 216H229V215ZM248 216H247V215ZM253 214V215H252ZM255 214L257 216H255ZM24 215V216H22ZM154 215V216H155ZM159 215H161V219L159 218ZM186 215V217H185ZM234 215V216H232ZM240 215V216H238ZM242 215H243V218H242ZM250 215V216H249ZM167 216H171L170 218H167ZM191 218H190V217ZM234 218H232V217ZM245 216V217H244ZM109 219H108V218ZM176 217V218H175ZM232 219L231 220V224H230V221L228 222V219L229 218ZM249 217H251V220ZM25 220H24V219ZM156 218V217H155ZM159 218V219H158ZM166 218V220H165ZM189 218L188 221H186L185 219ZM193 218V219H192ZM247 218V219H245ZM255 218V219H254ZM112 219V220H111ZM171 219V220H170ZM229 219V220H230ZM249 219V221H248ZM94 220V223L92 222V227L94 229H97V219L94 218L92 219ZM115 220V221H114ZM161 220V221H159ZM174 220V224L172 223ZM179 220V221H178ZM235 220V221H234ZM241 220V221H240ZM261 220V221H260ZM23 221V222H22ZM119 221V222H117ZM166 223H169V226H167ZM172 221V222H171ZM183 221V223H182ZM185 221V222H184ZM192 221V222H190ZM252 221V223H251ZM87 223V221H85ZM88 222H90V220H88ZM157 222V223H156ZM164 222V223H163ZM177 222V223H176ZM190 222V223H189ZM235 222V223H234ZM84 223V224H86ZM91 223V222H90ZM90 223H87L86 225L88 226ZM96 223V224H95ZM163 223V224H162ZM182 223V225L180 224ZM190 224V225H187V224ZM240 223V224H239ZM255 223V224H254ZM185 224V225H184ZM193 226H192V225ZM260 226H258V225ZM25 225V226H24ZM94 225V226H93ZM134 226H136V229L138 228V225L135 223L133 224ZM133 225H130V230L128 228L129 231H132L135 229V227H133ZM192 226L189 227V229L191 230V232L193 231L192 229L195 228V225L197 226L195 229L197 231H194L192 233H190V230H188L185 226ZM238 225V226H237ZM243 225V226H242ZM245 225V226H244ZM256 225V226H255ZM22 226V227H20ZM132 226V227H131ZM155 226V227H154ZM161 226V227H160ZM162 226L164 228H162ZM249 226V227H248ZM262 226V228H261ZM17 227V228H18ZM148 227V229H147ZM160 227V228H159ZM194 227V228H193ZM226 227V229H225ZM240 227L243 228L240 230ZM246 227V228H245ZM251 227V228H250ZM253 227V228H252ZM68 228V227H67ZM134 228V229H132ZM156 228V229H155ZM248 228V229H247ZM260 228V229H259ZM25 231H24V230ZM70 229V228H69ZM132 229V230H131ZM151 229V230H150ZM160 231H159V230ZM163 229H167L166 233H165V230L163 232ZM184 231H183V230ZM231 229V230H229ZM23 230V231H22ZM127 230V232H128ZM154 230V231H153ZM157 230V231H156ZM188 230V231H187ZM228 230V231H227ZM250 230V231H248ZM257 232H256V231ZM150 231V232H149ZM152 231L155 235H157L155 238L154 237V234H152ZM162 231V232H161ZM170 231V232H168ZM187 231V232H186ZM200 231V232H199ZM202 231V232H201ZM231 231V232H230ZM241 231V232H240ZM24 232V234H23ZM161 232L162 235L159 233ZM195 232V233H194ZM198 232V233H197ZM229 232V233H228ZM261 232V233H260ZM263 232V233H262ZM126 232H122V234ZM165 233V234H164ZM174 233V234H173ZM190 233V235H189ZM194 233V234H193ZM21 234V235H20ZM27 234V235H26ZM121 236H124L125 234H123ZM160 234V235H159ZM172 234V235H171ZM177 235V236H174V235ZM197 234L198 237H197ZM230 234V235H229ZM244 234V235H243ZM253 236H252V235ZM167 235V237H165ZM203 235V237H202ZM208 239H206V237ZM236 237H234V236ZM239 235V236H238ZM241 235V236H240ZM24 237V238H20V237ZM162 238H158V237H161ZM164 236V237H163ZM188 236V237H187ZM244 236V237H243ZM173 237V238H172ZM181 237V238H180ZM246 238V239H243V238ZM20 238V239H19ZM155 238V239H154ZM164 238V239H163ZM168 238V239H167ZM176 238V240H175ZM202 238V239H200ZM243 240H242V239ZM259 238V239H258ZM20 240V242L18 240ZM24 241H23V240ZM38 239V238H37ZM149 241H147V240ZM158 239V240H157ZM185 239V240H184ZM206 239V240H205ZM236 239V240H235ZM257 239H258V242H257ZM22 240V241H21ZM153 240V241H152ZM173 240V241H172ZM175 240V241H174ZM181 240L180 243H182L180 245L179 241ZM190 240V241H189ZM192 240V241H191ZM241 243H240V241ZM17 241V242H16ZM75 243H74V242ZM78 241V242H77ZM139 241V242H138ZM158 241H160L161 243H159ZM172 241V243H171ZM263 243H262V242ZM19 242V243H18ZM23 242V243H22ZM69 242V243H67ZM129 242V241H128ZM138 242V243H136ZM149 243V246L146 247V244L148 245ZM190 244H189V243ZM234 242V243H233ZM244 245H243V243ZM17 243V244H16ZM21 243V244H20ZM62 243V251L59 250L60 252L63 253V250L64 252L66 253H63L65 256L67 255L68 259H66L67 257L64 258V262L63 264H101V261H103V259H91L92 256L88 253V251L81 245V241L80 239L76 236V235H72L71 237H68V238H65L64 241H61ZM77 243V245H76ZM134 243V244H133ZM141 243H145L144 246L141 244ZM153 243V244H152ZM156 243V244H155ZM159 245H158V244ZM167 243V244H166ZM193 243V244H192ZM203 243V244H201ZM238 243V244H237ZM258 243V245H257ZM261 243V244H260ZM20 246H19V245ZM72 244V245H71ZM155 244V246H153ZM166 245L164 246L163 248V245ZM197 245V248L194 246ZM18 247H17V246ZM64 245V247H63ZM137 245H139L138 247H140L141 249L137 248ZM142 245V246H140ZM158 245V247H157ZM178 249H176L175 247ZM193 245V246H192ZM204 246L203 250H202V246ZM78 246H82L81 248L83 249H80V247ZM136 246V247H135ZM154 250H153V248ZM171 246V247H170ZM192 246V247H191ZM16 247V248H15ZM135 249H133V248ZM143 247V248H142ZM248 247V248H247ZM27 248V247H26ZM75 248V250H74ZM133 250H131V249ZM146 250H145V249ZM149 248V249H148ZM173 248V249H172ZM192 248V250H191ZM198 251V252H196ZM220 248V250H219ZM237 248V249H236ZM24 249V250H22ZM67 249V250H66ZM127 249V248H126ZM160 249V250H158ZM163 249V250H162ZM169 249L170 253H168L169 251H167ZM172 249V250H171ZM190 249V250H189ZM200 249V250H199ZM248 249V250H246ZM253 249V250H252ZM82 250V251H81ZM140 250V252H138ZM157 250V251H156ZM174 250L176 252H174ZM207 250V252H206ZM56 251V250H55ZM57 251V252H59ZM69 251V252H68ZM129 251V252H128ZM134 253L133 256H132V252ZM141 251H143L141 253ZM146 251V252H145ZM148 251V252H147ZM167 251V252H166ZM182 254L180 255L181 252ZM184 251V252H183ZM191 251V252H189ZM193 251V253H192ZM196 253H195V252ZM206 254H205V252ZM250 251V252H249ZM20 252V253H19ZM25 252H27V255H24ZM59 252V253H60ZM86 252H87V256L86 255ZM215 252V253H214ZM221 252V253H220ZM249 252V253H248ZM16 253V254H15ZM68 253V254H67ZM73 255H72V254ZM136 253L138 255H136ZM140 253V254H139ZM144 253H146V256L145 257ZM150 253V255H149ZM178 255H177V254ZM189 253V254H188ZM192 253V254H191ZM200 253L202 255H200ZM244 253V254H243ZM248 253V254H247ZM19 254V256H18ZM24 256H23V255ZM176 255V256H173V255ZM212 254V255H211ZM214 254V255H213ZM219 254V255H218ZM16 255H17V259H16ZM60 255V254H59ZM58 255V256H59ZM60 255V256H61ZM72 255V256H71ZM136 255V256H134ZM141 255V256H140ZM168 255V256H167ZM171 255V256H170ZM234 255V256H233ZM243 255V256H242ZM245 255V256H244ZM254 255V256H253ZM261 257H260V256ZM59 257V258H62ZM74 256V258L72 259V257ZM91 256V258H90ZM145 258H144V257ZM154 256V257H153ZM158 258H157V257ZM160 256V257H159ZM173 256V258H172ZM182 256V257H181ZM190 256L188 259L187 257ZM205 260H204V258ZM207 256V257H206ZM212 256V257H211ZM240 256V257H239ZM9 257V258H7ZM15 257V258H14ZM24 257V259L22 258ZM133 257V258H132ZM138 257H143V259H145L144 261H142L143 259L142 258H138ZM153 257V258H152ZM168 257H171V258H168ZM176 257V258H175ZM179 257L183 260H180ZM216 257V258H215ZM227 257V258H226ZM247 257V258H246ZM258 257V258H257ZM14 258V259H13ZM28 258V259H27ZM104 258V257H103ZM192 258V259H191ZM194 258V259H193ZM202 258V259H200ZM210 258V259H209ZM237 258V259H236ZM257 258V259H256ZM261 258V259H260ZM10 261H8V260ZM22 261H20V260ZM141 259V260H140ZM149 259V260H148ZM151 259V260H150ZM158 259L160 261H162L161 263H159ZM174 259V261H172ZM177 259V260H176ZM192 261H191V260ZM215 261H214V260ZM219 259V260H218ZM225 259L226 262L224 261ZM241 259V260H240ZM248 259V260H247ZM28 262H23L25 261ZM60 260V263L63 259H59ZM79 260V262L77 261ZM84 260V261H83ZM166 260V262H164ZM185 260V261H184ZM187 260V261H186ZM197 260V262L195 261ZM201 260V261H200ZM203 260V261H202ZM213 260V262L211 261ZM232 260V261H231ZM246 260V261H245ZM68 263H67V262ZM73 261V262H72ZM75 261V262H74ZM92 263H91V262ZM105 261V260H104ZM149 261V262H148ZM158 261V263L156 262ZM205 261V262H204ZM208 261V262H207ZM235 261V262H234ZM238 261V263H237ZM249 261V262H248ZM258 263H257V262ZM15 262V263H14ZM20 262V263H19ZM33 262V261H32ZM152 262V263H151ZM175 262V263H174ZM189 262V263H187ZM204 262V263H203ZM211 262V263H210ZM224 262V263H223ZM255 262V263H254ZM36 264H39L38 262H35ZM35 263H30V264H35ZM103 263V262H102ZM194 263V264H195ZM105 264V262L103 263ZM191 264V263H190Z\"/></svg>",
  "mask_w": 264,
  "mask_h": 264
},
{
  "label": "bare ground",
  "instance_id": "bare-ground-1",
  "mask_svg": "<svg viewBox=\"0 0 264 264\" xmlns=\"http://www.w3.org/2000/svg\"><path fill=\"white\" fill-rule=\"evenodd\" d=\"M1 1V5H4V10H5V12L7 13V14H10L11 15V13L12 12H14V10H15V7H17V6H19V8H21L22 9V12H24L25 14H29V15H32L33 13H34V11H32V9H34V3H32L30 0H0ZM153 1V0H152ZM173 1V0H172ZM187 1H189V0H185L184 2L183 1H181L182 2V6L183 5H185L186 3H187ZM197 1V3H199L200 2V6H199V8H194V7H186L185 8V6H184V8H185V10L187 11V9H189L188 11L189 12H187L186 14H184L186 11L184 10V13H183V10L181 11V14H178V16L177 17H175V18H173V19H169V20H166V21H164V26H163V28L165 27V26H167V28L169 29V31H171L172 29H175V28H177L178 30H182V29H184L185 27H186V29H187V27H188V30H191L192 31V29H194L195 27H197V26H199L200 27V25H197L198 23L197 22H199V13H201V10H203V11H205L204 13H206V10L209 12V8L211 7H213V6H215V5H213V4H215L214 2H216V0H196ZM212 1H213V3H212ZM218 2V4H219V0H217ZM222 1H224V0H222ZM221 1V2H222ZM171 2V1H170ZM179 2V1H178ZM178 2H174V3H178ZM184 3V4H183ZM190 3H191V1H190ZM189 2L187 3V4H189V5H191ZM194 4V3H193ZM196 4V3H195ZM154 5V4H153ZM174 5V4H173ZM172 5V6H173ZM178 5V4H177ZM188 5V6H189ZM175 6V5H174ZM181 5H180V7H182ZM197 6V5H196ZM197 6V7H198ZM218 6V5H217ZM178 7V6H177ZM176 7V9L175 10H177L178 8ZM1 8V7H0ZM171 8V7H170ZM183 8V9H184ZM172 9V8H171ZM170 9V10H171ZM174 9H173V11H175ZM177 11H180L179 9L177 10ZM4 12V13H5ZM21 12V13H22ZM74 12V11H73ZM176 12V11H175ZM179 13V12H178ZM192 13V14H191ZM214 13H215V11H214ZM71 14H73L74 15V13H71ZM156 14V13H155ZM212 14V13H211ZM72 15V16H73ZM157 15V14H156ZM217 15V14H216ZM84 16V15H83ZM92 16V15H91ZM160 16V15H159ZM201 16H202V14H201ZM210 16V15H209ZM71 17V16H70ZM74 17V16H73ZM72 17V18H73ZM81 18H82V16H80ZM89 17H90V15H89ZM157 17V16H156ZM202 17H204V16H202ZM207 17V16H206ZM216 16H214V18H215ZM217 17H219V16H217ZM216 17V18H217ZM1 18H2V16H1ZM0 18V19H1ZM85 17H83V19H84ZM159 18V17H158ZM166 18H169V17H166ZM208 18V17H207ZM75 19H78V20H81L82 21V19H80V18H75ZM206 19V18H205ZM211 19V18H210ZM73 20H74V18H73ZM93 20V19H92ZM160 20H161V18H160ZM164 20V19H163ZM200 20H202V18L200 17ZM84 21V20H83ZM88 21H89V19H88ZM91 21V20H90ZM203 21V20H202ZM215 21V20H214ZM213 21V22H214ZM218 21V20H217ZM242 21V20H241ZM244 21V20H243ZM15 22V21H14ZM14 22L12 23V25H11V28L9 29V30H5V31H7V35H6V33H5V35L6 36H8V40L9 41H7L6 40V43H7V45H9L8 46V50H10L9 51V53H12L13 55H19L20 57L22 56H24L25 54H26V52H28V50H27V48L28 47H26L25 46V40H24V38H22V36H21V32H19L17 29H16V27H14ZM78 22H80V21H78ZM201 22V21H200ZM207 22V21H206ZM245 22V21H244ZM81 23V22H80ZM184 23H186L187 25H185ZM79 24V23H78ZM83 24V23H82ZM86 24H87V22H86ZM91 24H94V22L93 23H90V26H91ZM162 24H163V22H162ZM221 24V23H220ZM239 24V23H238ZM203 25V24H202ZM201 25V26H202ZM219 25V24H218ZM224 25V24H223ZM76 26V25H75ZM79 26V25H78ZM96 26V25H95ZM94 26V27H95ZM160 26H162L161 25V23H160ZM159 26V27H160ZM215 26V25H214ZM225 26V25H224ZM237 26V25H236ZM235 26V27H236ZM158 27V26H157ZM156 27V28H157ZM158 27V28H159ZM238 27V26H237ZM74 28V27H73ZM83 28V27H82ZM92 28V27H91ZM166 28V29H167ZM171 28V29H170ZM190 28V29H189ZM209 28V27H208ZM213 28V27H212ZM216 28V27H215ZM224 28V27H223ZM229 28V27H228ZM230 28H232V27H230ZM241 28V27H240ZM160 29V28H159ZM165 29V28H164ZM165 29V30H166ZM197 29V28H196ZM233 29V28H232ZM163 29H160V30H158L157 32H155V34L153 35V37L150 39V38H147L145 41H144V43L145 44H143L144 46H143V48H141L140 47V50H139V48H134V49H125V51H123L122 53H120L119 54V60H115V58H114V60L115 61H118V63H116L115 62V64H114V62L113 63H107V64H105V65H107V68L108 69H110V71L108 72V73H105V72H107L106 70H107V68H103L102 66H100L99 68L97 67V68H95V69H90V68H86V64H83V66L85 65V68L87 69V70H89L88 71V76H87V83H86V86L84 85V87L86 88V95H85V97L83 98V97H81V98H83V100H82V102H84V106L82 107V108H77V106H75V108H77V110L76 111H74L73 110V112L74 113H76L75 115L77 116H74V113H73V116L75 117V119L73 118V120L75 121L77 118L78 119H80L81 121V123H80V125H77V126H79L80 127V129H78V131L77 132H75V135H72V132L70 133V135H72V137L74 136L75 137V139L74 138H71L72 140H75V142L73 141V143L74 144H68L67 146H68V148L66 149V151L65 152H63L64 151V149H63V151H62V153L64 154L65 153V159H67L69 162L71 161L72 162V164L71 165H73L74 163H75V165L77 166V164L76 163H81V164H83V166H88V167H84V168H86V169H90L91 170V173H90V171L89 170H87L88 172H89V174H87V173H85L87 176H89L90 174H92V175H90V176H94V177H91V179H93V178H95L96 176H98V182H96V185L94 186V188L96 187V190H97V187L99 186L100 188H101V186H102V188H103V185H104V183L106 184V187H108L109 185L107 184V183H109L110 182V180H111V178L112 177H116V178H112V180H116V179H120L123 175L121 174V173H124L125 172V170H126V168L127 167H129L128 169H129V172L131 171V173H129V172H127V170H126V173L125 174H127V173H129V175H131L132 174V168H134V166L132 167V166H129L131 163H133V162H135L136 161V158L137 157H139L138 159H137V161L139 162V159H140V157L141 158H143L142 160L143 161H140L143 165L142 166H144L143 168L144 169H147V170H152V172L154 173H158V175H160L161 176V179L163 180V182H164V184H165V177H163L164 175H167V177H168V174H170V172H168V170L169 171H171V169H168L169 167H170V164L169 165H167V166H169V167H167L166 166V161L168 162V163H173V164H175L176 162H182V163H185V164H189L190 166H192L191 164H194V165H196V164H198L197 166H201L202 164H204V167L206 166V168H207V170L208 171H210V170H213V168H212V164H213V162L216 160V155H217V150H218V147L219 148H221V146L219 145L220 144V137H221V133H223V132H221V130L222 129H224V127H225V125L228 123V121H227V123L226 124H224V127L222 128V124L223 123H225V119H224V122H223V117L221 118V116H223L221 113H222V109L223 110H225V108H222V107H224V106H222V103L224 102H222V100H224L225 98H227L226 100L228 101V97H225L224 96V94H223V92H224V89L226 88V86L227 85H229V83L227 84V79L225 78V77H223V76H218L217 75V72L212 68V66H210L209 64H207L206 63V58L204 59V56L206 55L205 53V55H202L203 53H202V51H199V52H201L202 54H196L197 56H195L194 57V59L191 61L190 59L189 60H187V67H188V70H186L187 69V67H186V59H185V56H183V55H185L184 54V52L183 53H181V51L178 53V51H177V54H175L174 56H172V57H170L171 55H169V53L167 52L166 53V51H164V49H166L167 47H166V42H165V36H164V34L165 33H163V31H162ZM178 30H177V32H178ZM202 30V29H201ZM206 30V29H205ZM235 30V29H234ZM167 31V30H166ZM183 31L184 30H182V34H183ZM186 31V30H185ZM197 32H198V29L196 30ZM210 31H211V29H210ZM214 31V30H213ZM219 31V30H218ZM165 32V31H164ZM176 32V33H177ZM187 32V31H186ZM193 32L194 31H192V36H193ZM202 32H203V30L201 31V34H202ZM215 32V31H214ZM221 32V31H220ZM230 32H233V31H230ZM171 33V32H170ZM170 33H168V34H170ZM174 33H175V31H174ZM173 33V34H174ZM179 33H180V31H179ZM196 33V32H195ZM203 33H205V31L203 32ZM208 33V32H207ZM212 33V32H211ZM221 33H223V32H221ZM220 33V34H221ZM226 34L228 33V32H225ZM199 34V33H198ZM210 34V33H209ZM188 35V34H187ZM190 35V34H189ZM213 35V34H212ZM215 35V34H214ZM222 35V34H221ZM220 35V36H221ZM6 36H3V38H5ZM185 36L186 35H184V38H185ZM199 36V35H198ZM201 36V35H200ZM199 36V37H200ZM204 36V35H203ZM206 36V35H205ZM216 36V35H215ZM227 36V35H226ZM2 37V36H1ZM26 37V36H25ZM176 37V36H175ZM181 37V36H180ZM188 37V36H187ZM186 37V38H187ZM195 37V36H194ZM217 37H218V35H217ZM217 37H214V38H217ZM179 38V37H178ZM183 38V37H182ZM197 38V37H196ZM206 38H207V36H206ZM224 38V37H223ZM1 39V38H0ZM26 39V38H25ZM28 39V38H27ZM177 39V38H176ZM187 39H189V37L187 38ZM202 39V38H201ZM30 40V39H29ZM180 40V39H179ZM184 40V39H183ZM205 40V39H204ZM227 40V39H226ZM77 41H78V39L76 38V37H71V41L67 44V46H66V49H64V51L62 52V54L63 55H67L68 57L70 56V57H72V55L73 54H75V53H81L82 55H83V59H84V57H87L88 56V58L90 57V59H88L89 61H91V58H93V48L92 47H90L89 48V46H88V44H86L84 47H80L79 45H77L78 43H77ZM177 41H178V39H177ZM185 41V40H184ZM190 41V40H189ZM192 41V40H191ZM194 41V40H193ZM192 41V42H193ZM197 41L199 42V40L197 39ZM201 41V40H200ZM207 41V40H206ZM1 42V41H0ZM5 41H3V43H4ZM180 42V41H179ZM223 42V41H222ZM194 43V42H193ZM195 43H197L196 41H195ZM204 43V42H203ZM209 43V42H208ZM208 43H207V45H208ZM84 44V43H83ZM192 43H190V45H191ZM202 44V43H201ZM210 44V43H209ZM213 44V43H212ZM216 44V43H215ZM221 44V43H220ZM225 44H226V42H225ZM224 44V45H225ZM4 45V44H3ZM3 45L1 44V46L3 47ZM31 45V44H30ZM174 45V44H173ZM192 45H194V44H192ZM199 45H200V43H199ZM206 45V46H207ZM222 45V44H221ZM1 46H0V49H1ZM6 46V45H5ZM4 46V47H5ZM32 46V45H31ZM88 46V47H87ZM209 46H211V45H209ZM223 46V45H222ZM169 47V46H168ZM190 47H192V46H190ZM212 47V46H211ZM225 47V46H224ZM227 47V46H226ZM169 48H171V47H169ZM169 48H168V50H169ZM173 46H172V50H173ZM178 48V47H177ZM189 48V47H188ZM193 48V47H192ZM210 48V47H209ZM213 48H215V47H213ZM3 49V48H2ZM1 49V50H2ZM117 49V48H116ZM120 49V48H119ZM123 49V48H122ZM142 49H143V51H142ZM196 49V48H195ZM225 49V48H224ZM12 50V51H11ZM30 50V49H29ZM175 50V49H174ZM177 50V49H176ZM212 50V49H211ZM215 50V49H214ZM32 51V50H31ZM138 51V52H137ZM140 51H142V53H141V55H139L140 53ZM165 53H164V52ZM171 51V50H170ZM192 51V50H191ZM194 51V50H193ZM198 51V50H197ZM206 51V50H205ZM204 51V52H205ZM219 51V50H218ZM116 52V51H115ZM117 52H118V49H117ZM196 52V51H195ZM220 52V51H219ZM222 52H224V51H221L220 53L222 54ZM3 53H4V50H3ZM7 53V52H6ZM8 53V54H9ZM198 53V52H197ZM207 53H208V51H207ZM230 53V52H229ZM29 54V53H28ZM80 54V55H81ZM115 54V53H114ZM164 54V55H163ZM171 54V53H170ZM174 54V53H173ZM209 54V53H208ZM210 54H212V53H210ZM214 54V53H213ZM217 54V53H216ZM215 54V55H216ZM2 55V54H1ZM4 55V54H3ZM57 55V54H56ZM59 56L61 55L60 53L58 54ZM57 55V56H58ZM193 55H194V53H193ZM226 55V54H225ZM224 55V56H225ZM5 56V55H4ZM27 56H29V55H27ZM116 56H118V54H116ZM212 56V55H211ZM210 56V57H211ZM229 56V55H228ZM26 57V56H25ZM60 57H62V56H60ZM80 57V56H79ZM142 57V58H141ZM215 57V56H214ZM213 57V58H214ZM4 58V57H3ZM18 58V57H17ZM193 58V57H192ZM209 58V57H208ZM215 58H217V57H215ZM220 58V57H219ZM224 58V57H223ZM27 59V58H26ZM73 59H76L77 60V56H76V58H73ZM81 59V58H80ZM112 59V58H111ZM117 59V58H116ZM141 59H143V60H145L146 61V63L148 62V66L150 65L151 66V70L149 71V78H151L152 79V81H150V79L148 80V81H150V83H151V86H152V88H148L149 86L148 85H150V83L146 86V87H143V86H141V85H139L138 84V86H137V88H135L136 89V91H137V93H138V95H139V97L141 98V101H142V104H141V106H139V108L138 107H136L137 109H133V105H131V106H133V107H131V109L129 108V106L127 105V104H129L128 103V101L127 100H125L124 98H122V96H121V93L119 94V85H121L122 83L124 84V82H122V83H119V85H117V80H118V76H119V74L121 73V71H122V66L123 65H125V64H127V65H130V66H137V65H139V63H137V65H135L134 63H136V62H140L141 61ZM222 59V58H221ZM225 59H227V58H225ZM233 59V58H232ZM9 60V59H8ZM12 60H14V58L12 59ZM86 60V59H85ZM93 60V59H92ZM113 60V61H114ZM138 60H140V61H138ZM217 60V59H216ZM238 60V59H237ZM236 60V61H237ZM34 61V60H33ZM188 61H191V63H190V67H189V62ZM209 61V60H208ZM241 61V60H240ZM9 62H11L10 60H9ZM52 62V61H51ZM100 62V61H99ZM112 62V61H111ZM214 62V61H213ZM219 62L221 63V60H219ZM218 62V63H219ZM228 62V61H227ZM238 62V61H237ZM243 62V61H242ZM2 63V62H1ZM0 63V64H1ZM87 63V62H86ZM92 63V62H91ZM94 63V62H93ZM104 63V62H103ZM102 63V64H103ZM150 63V64H149ZM217 63V62H216ZM225 63V62H224ZM229 63V62H228ZM239 63V62H238ZM245 62H243V64H244ZM3 64V63H2ZM1 64V65H2ZM76 64V63H75ZM95 64V63H94ZM249 64V63H248ZM248 64H245V65H248ZM20 65V64H19ZM53 65V64H52ZM89 65V64H88ZM213 65V64H212ZM238 65V64H237ZM241 65V64H240ZM16 66H17V64H16ZM80 66H81V64H80ZM227 66V65H226ZM242 66V65H241ZM249 66V65H248ZM6 67V66H5ZM10 67V66H9ZM15 67V66H14ZM95 67V66H94ZM161 68V70L163 71V73L165 74H163L162 73V71L160 72L161 74H159V72L157 71V69L158 68ZM186 67V68H185ZM223 67V66H222ZM232 67V66H231ZM230 67V68H231ZM235 67H236V65H235ZM252 67V66H251ZM3 68V67H2ZM11 68V67H10ZM9 68V69H10ZM92 68V67H91ZM186 70V73H187V71H188V75H186L187 77H185L184 76V74H183V76H182V79H181V73H182V71L184 70V69ZM220 68V67H219ZM228 68V67H227ZM234 68V67H233ZM242 68V67H241ZM4 69V68H3ZM16 69V68H15ZM147 69H150V68H147ZM154 69H156V72L158 73V74H153V72H154ZM225 70H226V68H224ZM223 69V71H225ZM239 69V68H238ZM0 70H2V69H0ZM144 70H146V68L144 69ZM158 70H160V69H158ZM182 70V71H181ZM184 70V71H185ZM221 70V69H220ZM230 70H233V69H230ZM229 70V71H230ZM239 70H241V69H239ZM238 70V71H239ZM243 70V72L245 71L244 69H242ZM241 70V71H242ZM3 71V70H2ZM5 71V70H4ZM9 72H12V70L10 71V70H8ZM147 71V72H148ZM235 71H237V70H235ZM252 71V70H251ZM6 72V71H5ZM4 72V73H5ZM19 72V71H18ZM17 72V73H18ZM29 72V71H28ZM32 72V71H31ZM33 72H35V71H33ZM87 72V71H86ZM146 72V73H147ZM179 72H180V80L178 81V80H176V81H173V82H171L170 81V83H168V82H166V80L167 81H169V80H172V79H174V77L177 75H179ZM221 72H222V70H221ZM242 72V73H243ZM245 72H247V71H245ZM16 73V72H15ZM30 73V72H29ZM141 73V72H140ZM142 73H143V71H142ZM228 73V72H227ZM241 73V74H242ZM251 73V72H250ZM257 73V72H256ZM13 74V73H12ZM144 74H145V72H144ZM224 74V73H223ZM253 74V73H252ZM4 75V74H3ZM11 75V73H9V75L8 76H10ZM18 75V74H17ZM78 75V74H77ZM141 75V74H140ZM156 75H158V76H156ZM159 75H161V76H159ZM226 75V74H225ZM240 75V74H239ZM247 75V74H246ZM254 75V74H253ZM258 75V74H257ZM11 76H13V75H11ZM10 76V77H11ZM30 76V75H29ZM38 76V75H37ZM176 76V77H177ZM244 76V75H243ZM255 76V75H254ZM6 77V76H5ZM18 77H19V75H18ZM21 77H22V74H21ZM27 77V76H26ZM86 77V76H85ZM138 77H140V76H138ZM236 77V76H235ZM245 77H247V76H245ZM4 77H2V79H3ZM24 78V77H23ZM23 78H21V80L23 79ZM29 78V77H28ZM81 78V77H80ZM141 78H142V76H141ZM145 78H146V76H145ZM228 78V77H227ZM241 78V77H240ZM244 78V77H243ZM6 79V78H5ZM16 79H17V77H16ZM30 79H32V78H30ZM36 79V78H35ZM38 79V78H37ZM75 79V78H74ZM136 79V78H135ZM144 79V78H143ZM14 80V79H13ZM18 80H20V78L18 79ZM34 80V79H33ZM42 80V79H41ZM79 80V79H78ZM132 80H134V79H131L130 81H132ZM139 80V79H138ZM145 80V79H144ZM142 81L143 83H145V81ZM175 80V79H174ZM232 80V79H231ZM245 80V79H244ZM247 80V79H246ZM249 80H250V78H249ZM7 81V80H6ZM15 81V80H14ZM29 81V80H28ZM32 81V80H31ZM35 81V80H34ZM74 81V80H73ZM83 81V80H82ZM124 81H126V80H124ZM136 81V80H135ZM135 81L133 82L134 83V85L136 86V84H137V82H139V81H137L136 82V84H135ZM140 81V82H141ZM233 81V80H232ZM231 81V82H232ZM257 81V80H256ZM18 82V81H17ZM19 82H22V81H19ZM24 82V81H23ZM80 82V81H79ZM139 82V83H140ZM142 82H141V84H142ZM250 82H252V79L250 80ZM250 82H248V83H250ZM3 83V82H2ZM10 83V82H9ZM14 83H16V82H14ZM13 83V84H14ZM36 83H38L37 85H36V87H35V85H34V87H31V88H33L34 90H36V91H38V89H39V85L42 87V85H41V83L40 82H36ZM36 83H31V84H36ZM165 83V84H164ZM172 83V84H171ZM243 83H245V82H243ZM253 83V82H252ZM7 84V83H6ZM21 84V83H20ZM31 84H30V86H31ZM84 84V83H83ZM126 84H128L127 86H129V84L130 83H126ZM146 84V83H145ZM153 84H155V87H156V89H155V87H153ZM232 84H233V82H232ZM239 84V83H238ZM10 85V84H9ZM12 85V84H11ZM18 85V84H17ZM24 85H26L25 83H24ZM81 85V84H80ZM132 85V84H131ZM130 85V86H131ZM240 85V84H239ZM242 85V84H241ZM244 85V84H243ZM242 85V86H243ZM246 85V84H245ZM244 85V87H247V86H245ZM253 84H251V88H253V86H252ZM255 85V84H254ZM23 86V85H22ZM28 86V85H27ZM69 86V85H68ZM72 86V85H71ZM119 86V87H118ZM141 86V87H140ZM150 86V87H151ZM21 87V86H20ZM74 87V86H73ZM72 87V88H73ZM124 87V86H123ZM134 87V86H133ZM132 87V88H133ZM240 87V86H239ZM5 88H6V86H5ZM24 88V87H23ZM30 88V87H29ZM155 89V90H153L154 92L150 95L149 93H148V90H151V89ZM247 88H249V87H247ZM247 88H246V90H244V88L242 89V91H247ZM7 89V88H6ZM12 89H13V91H14V93H13V95H16V96H19V93H20V97H24V98H26L27 97V95H28V93L29 92H27L28 90H25V88L24 89H22V88H18V87H15L14 85H13V87H12ZM27 89V88H26ZM74 89V88H73ZM81 89V88H80ZM254 89V88H253ZM33 90V92L35 93V91ZM122 90V89H121ZM12 91V90H11ZM11 91H9V89L8 90H6V91H2L3 93H1V95H4V98L7 96H11ZM25 91L27 92V95H26V93H25ZM123 91H124V89H123ZM128 91V90H127ZM32 90H31V95H32ZM126 92V91H125ZM249 92V91H248ZM253 93H254V91H252ZM75 93V92H74ZM80 93H82V91L80 92ZM84 93V92H83ZM123 94V93H122ZM125 94V93H124ZM225 94H228V93H225ZM231 94V93H230ZM245 94V93H244ZM34 95V94H33ZM248 95H249V93H248ZM247 95V96H248ZM252 95V94H251ZM30 95H28V97H29ZM79 96V95H78ZM223 96H224V98H223ZM226 96H228V95H226ZM250 96V95H249ZM8 97V98H9ZM15 97V96H14ZM13 97V98H14ZM27 97V99H29ZM34 97V96H33ZM33 97H30V99L31 98H33ZM79 97V98H80ZM124 97H125V95H124ZM238 97V96H237ZM258 97V96H257ZM1 98H3V96L1 97ZM73 98V97H72ZM234 98V97H233ZM249 97H247L246 99H248ZM250 98H253V97H251L250 96ZM11 99H12V97H11ZM19 99V98H18ZM77 99H78V97H77ZM123 99H124V101L125 102H127V104L125 103V102H123ZM3 100V99H2ZM10 100V99H9ZM14 100V99H13ZM25 100V99H24ZM33 100H34V98H33ZM37 100V99H36ZM233 100V99H232ZM23 101V100H22ZM227 101L226 102H224V103H227ZM241 101V100H240ZM19 102V101H18ZM17 102V103H18ZM79 102H80V99H79ZM81 102V103H82ZM230 102V101H229ZM256 102V101H255ZM259 102V101H258ZM17 103H15L16 104V106H17ZM37 103H39L38 102V100H37ZM21 104V103H20ZM25 104V103H24ZM31 104V103H30ZM33 104H34V102H33ZM32 104V105H33ZM35 104H36V102H35ZM34 104V105H35ZM71 104V103H70ZM80 104V103H79ZM258 104H261V103H258ZM5 105V104H4ZM13 105V104H12ZM18 105H19V103H18ZM34 105L32 106V107H34ZM231 105V104H230ZM242 105V104H241ZM254 105H256V103L254 104ZM10 106V105H9ZM23 106V105H22ZM36 106V105H35ZM72 106V105H71ZM74 106H73V108H74ZM227 106V105H226ZM260 106V105H259ZM1 107V106H0ZM3 107V106H2ZM8 107V106H7ZM6 107V108H7ZM12 107H14V106H12ZM11 107V108H12ZM19 107V106H18ZM25 107V106H24ZM29 107H31V106H29ZM69 107H70V105H69ZM68 107V108H69ZM134 107V108H135ZM234 107V106H233ZM236 107H239V106H236ZM243 107L244 106H242V108H241V110L243 109ZM252 107V106H251ZM22 108V107H21ZM227 108V107H226ZM229 109H230V107H228ZM247 108H248V106H247ZM1 109V108H0ZM17 109V108H16ZM15 109V110H16ZM23 109V108H22ZM21 109V110H22ZM32 109H34V108H32ZM229 109H228V111H229ZM235 109V108H234ZM249 109H251V108H249ZM254 109V108H253ZM18 110V109H17ZM232 110H233V108H232ZM239 110H240V108H239ZM248 110V109H247ZM3 111V110H2ZM18 111H20V110H18ZM26 111H28V109L26 110ZM30 111V110H29ZM28 111V112H29ZM228 111H227V114L229 115V113H228ZM231 111V110H230ZM238 111V110H237ZM244 111H245V109H244ZM253 111V110H252ZM4 112H6V111H4ZM13 112V111H12ZM28 112H26V113H28ZM33 112V111H32ZM36 112V111H35ZM221 112V113H220ZM232 112V111H231ZM2 113V112H1ZM0 113V127H1V125H2V123L3 122H6V121H4V119H3V117H2V115H4L3 113L1 114ZM25 113V112H24ZM233 113V112H232ZM234 113H236V112H234ZM238 113V112H237ZM249 113H252V112H249ZM14 114V113H13ZM68 114H69V111H68ZM72 114V113H71ZM231 114V113H230ZM243 114V113H242ZM12 115V114H11ZM17 115H19L18 113H17ZM22 115H23V113H22ZM28 115V114H27ZM227 115V116H228ZM249 115H251V114H249ZM29 116V115H28ZM67 116V115H66ZM72 116V115H71ZM225 116H226V114H225ZM256 116V115H255ZM12 117H13V115H12ZM11 117V118H12ZM18 117V116H17ZM20 117V116H19ZM24 117V116H23ZM61 117V116H60ZM228 117H230V116H228ZM6 118V117H5ZM14 118H16L15 117V115H14ZM13 118V119H14ZM21 118V117H20ZM29 118H31V116L29 117ZM226 118V117H225ZM10 119V118H9ZM16 119H18V118H16ZM229 120H230V118H228ZM21 119H19V120H17V121H20ZM227 120V119H226ZM258 120V119H257ZM256 120V121H257ZM23 121H25V120H23ZM23 121L21 122V123H23ZM27 121V120H26ZM29 121V120H28ZM27 121V123H29ZM72 121V120H71ZM78 121V120H77ZM62 122H64V120L62 121ZM76 122V121H75ZM223 122V123H222ZM254 123H255V120L253 121ZM259 121H257V123H258ZM16 123V122H15ZM20 123V122H19ZM26 123V122H25ZM26 123V124H27ZM66 123V122H65ZM72 123V122H71ZM78 123V122H77ZM253 123V124H254ZM11 124H13L12 125V128H13V130H12V128H8L9 130L8 131H5V132H2L1 134H0V148H1V150L2 151H4V149H6L5 151H9V152H12L13 153V155L15 156V158H13V159H11L12 160V162H18L19 164L20 163H25L24 162V160L25 161H27L26 159L27 158H29V157H31L32 156V160H33V162L34 161H36V160H38L39 158H40V156H38V154H37V157L36 158H38V159H36V160H34L35 158L33 157V155H31V154H34V152H31L32 150H31V147H32V149L34 148L33 147V145L34 144H32V143H28L27 145H26V143L24 144V142H22L21 140L19 141V142H17V140H19L17 137L19 136H17V137H15V136H12L11 135V133L13 132L14 134H15V129H14V127L13 126H15L14 125V123H11ZM18 124V123H17ZM25 124V125H26ZM30 124V123H29ZM28 124V125H29ZM69 124V123H68ZM74 124V123H73ZM72 124V125H73ZM8 125V124H7ZM21 125V124H20ZM66 125V124H65ZM71 125V126H72ZM76 125V124H75ZM261 125L263 126V124L261 123ZM9 126H11V125H9ZM30 126V125H29ZM34 126V125H33ZM254 126H257V124L256 125H254ZM254 126L252 127V126H250V128L252 127V129H254ZM23 127V126H22ZM24 127H26V126H24ZM245 127V126H244ZM261 127V126H260ZM27 128V127H26ZM30 128V127H29ZM57 128V127H56ZM75 128H76V126H75ZM1 129V128H0ZM32 129L34 130V128L32 127ZM60 129V128H59ZM65 129V128H64ZM63 129V130H64ZM67 129V128H66ZM65 129V131H67ZM74 129V128H73ZM226 129H227V127H226ZM259 129V128H258ZM262 128H260V130H261ZM3 130H6L5 128L3 129ZM18 130H20L19 128H18ZM22 130H23V128H22ZM21 130V131H22ZM63 130L61 131V132H63ZM225 130V129H224ZM223 130V131H224ZM257 130V129H256ZM0 131H2V130H0ZM25 131H27V130H25ZM57 131V130H56ZM69 131V130H68ZM71 131V130H70ZM69 131V132H70ZM155 131H156V133H158V136H161V140H160V138L158 139V140H160L161 142H160V144H163V147L165 146V148H166V151H167V156H164V154L166 155V153H163V156L165 157H160V156H158L159 158H155V155H156V157H157V155H158V152L160 151V149H158V147H160V148H162V146L159 144V141H154V139H155V136H154V139H153V135H155ZM259 131V130H258ZM17 132V131H16ZM58 132V131H57ZM69 132H64V134H65V138H66V134L68 133L69 134ZM225 132V131H224ZM20 133V132H19ZM28 133V132H27ZM35 133V132H34ZM33 133V134H34ZM259 133V132H258ZM17 134V133H16ZM23 134V133H22ZM32 134V135H33ZM58 134V133H57ZM60 134V133H59ZM74 134V133H73ZM153 134V135H152ZM224 134V133H223ZM260 134V133H259ZM264 134V133H263ZM23 135H25V133L23 134ZM70 135H69V137H70ZM260 135H262V134H260ZM27 136H29V135H27ZM31 136V135H30ZM40 136V135H39ZM59 136V135H58ZM57 136V137H58ZM61 136H62V134H61ZM156 136H157V134H156ZM20 137V136H19ZM41 137V136H40ZM44 137V136H43ZM42 137V138H43ZM77 137V138H76ZM28 138V137H27ZM30 138V137H29ZM28 138V139H29ZM32 138H34V136L33 137H31L30 139H32ZM41 138V139H42ZM48 138V137H47ZM62 138V137H61ZM67 138H68V136H67ZM66 138V139H67ZM157 138V137H156ZM224 138V137H223ZM263 138V135H262V137H261V139ZM21 139H22V136H21ZM28 139H27V142H28ZM40 139V140H41ZM44 140H45V138H43ZM53 139H55V138H53ZM63 139V138H62ZM65 139V140H66ZM153 139V140H152ZM26 140V139H25ZM51 140V139H50ZM57 140H59V139H57ZM69 140V139H68ZM155 140H157V139H155ZM263 140V139H262ZM24 141V140H23ZM30 141H32V140H30ZM33 141H34V139H33ZM32 141V142H33ZM36 141V140H35ZM46 141V140H45ZM55 141V140H54ZM70 141V140H69ZM68 141V142H69ZM224 141V140H223ZM20 142H22V144L23 145H25V146H23V145H20L21 143ZM48 142H50L49 140H48ZM48 142H47V144H48ZM51 142H52V140H51ZM63 141H61V143H62ZM65 142V141H64ZM33 143H35V145H37V141L36 142H33ZM43 143H45L44 141H43ZM66 143V142H65ZM155 143L156 144H159L160 146H158V145H156V148L159 150H157L156 148H155ZM226 143V142H225ZM60 144V143H59ZM58 144V145H59ZM67 144V143H66ZM39 145V144H38ZM48 146V145H47ZM51 146V145H50ZM50 146H49V148H50ZM54 146V145H53ZM56 146V145H55ZM54 146V147H55ZM44 147H46V146H44ZM58 148H59V146H57ZM60 147H62V148H64V147H66V145L64 146H62V144H61V146ZM56 148V147H55ZM57 148V149H58ZM35 149V148H34ZM45 150L47 149V148H44ZM60 149V148H59ZM164 149V148H163ZM223 149V148H222ZM221 149V150H222ZM225 149V148H224ZM223 149V150H224ZM48 151V153L50 152V150H51V148H50V150L49 149H47ZM55 150V149H54ZM165 150V149H164ZM222 150V151H223ZM229 150V149H228ZM41 151V150H40ZM57 150H55V151H53L52 150V155H53V152H56ZM220 151V150H219ZM222 151H220V152H222ZM36 152V151H35ZM59 150H58V154H59ZM264 152V151H263ZM263 152H262V154H261V156H259L260 158H262L263 156ZM5 153V152H4ZM228 153V152H227ZM36 154V153H35ZM42 154H44V153H42ZM49 154H51V152L49 153ZM63 154L61 155L60 154V156H63ZM229 154H231V152L229 153ZM13 155H11V156H13ZM57 155V154H56ZM54 156V157H58V156ZM215 155V156H214ZM222 155V154H221ZM1 156V155H0ZM9 156V155H8ZM162 156V155H161ZM225 156V155H224ZM49 157H52V156H49ZM54 157H52V158H54ZM213 157H214V159H213ZM220 157V155L219 156H217V158H218V160L219 159H222V158H224V157H222V158H219ZM226 158H228L229 157V155H228V157H227V155L225 156ZM4 158V157H3ZM7 158V157H6ZM10 158V157H9ZM42 158V157H41ZM40 158V159H41ZM44 159L46 160L47 158H45L44 157ZM43 159V160H44ZM62 159V158H61ZM63 159H64V157H63ZM62 159V160H63ZM159 159V160H158ZM161 159H165L164 161L163 160H161ZM1 160V159H0ZM9 160V159H8ZM14 160V161H13ZM29 160V159H28ZM42 160V159H41ZM48 160V159H47ZM55 160V159H54ZM53 160V161H54ZM56 160H59V157H58V159H56ZM62 160H60V161H62ZM67 160L65 161V162H67ZM141 160V159H140ZM255 160H258V161H260L259 160V158L258 159H255ZM254 160V161H255ZM5 161V160H4ZM64 161V160H63ZM136 161V163L134 164L135 166H136V164L138 163ZM219 161H221V160H219ZM248 161V160H247ZM6 162H7V160H6ZM29 162V161H28ZM27 162V163H28ZM37 162V161H36ZM40 162V161H39ZM44 162H46V161H43V163H42V165H43V168H44V171L46 170V168H47V170H48V167L46 166V164L48 163H44ZM55 162V161H54ZM57 162V161H56ZM59 162V161H58ZM165 162V163H164ZM249 162V161H248ZM251 162V161H250ZM249 162V163H250ZM261 162V161H260ZM263 162H264V160H263ZM2 163V162H1ZM0 163V164H1ZM17 163V165H19ZM26 163V164H27ZM31 163V162H30ZM59 163H61V162H59ZM59 163H58V165H59ZM128 163H130V164H128ZM141 163H138V164H141ZM163 163V164H162ZM167 163V164H168ZM176 164V165H174L175 167H176V169H177V171L179 170V168H177V166L178 167H180L181 168V166L183 167V165H180V164ZM255 163H257V162H255ZM7 164H9L8 162H7ZM11 164V163H10ZM34 164V163H33ZM57 164V163H56ZM62 164H64L63 162H62ZM81 164H79L80 166H81ZM84 164H86V165H84ZM199 164H201V165H199ZM245 164H247L248 165V163H245ZM251 164V163H250ZM22 165V164H21ZM36 165V164H35ZM38 165V164H37ZM55 165V164H54ZM57 165V166H58ZM61 165V164H60ZM60 165H59V167H60ZM66 165V163L64 164V166ZM68 165V164H67ZM70 165V166H71ZM126 165H127V167H126ZM172 165V164H171ZM246 165V166H247ZM253 166H254V164H252ZM259 165V164H258ZM3 166V165H2ZM25 166V165H24ZM29 166H31L30 164H29ZM28 166V167H29ZM38 166H40V165H38ZM56 166V165H55ZM76 166H74L75 168H77ZM124 166H125V168H124ZM142 166L139 168L140 170H141V172L144 170L143 168H142ZM232 166V167H231ZM230 167L232 168V170H234V168H233V165H231ZM6 167V165L4 166V168ZM11 167V169L13 168V167H15V165L12 167V166H8V168H10ZM21 167V166H20ZM26 167H27V165H26ZM40 167H42V166H40ZM46 167V168H45ZM49 167H50V165H49ZM65 167H67V166H65ZM65 167H64V169H65ZM72 167V166H71ZM82 167V166H81ZM132 167V168H131ZM137 167V166H136ZM135 167V168H136ZM174 167V168H175ZM201 167H203V166H201ZM255 167V166H254ZM16 168H18L17 166L15 167V169L13 168V172H16L15 170H16ZM24 168V167H23ZM37 168V167H36ZM61 168H62V166H61ZM67 168H70V167H67ZM84 168H82L83 169V171L84 172H86L85 170L86 169H84ZM134 168V169H135ZM173 168V167H172ZM211 168V169H210ZM224 168H227V166H225ZM243 168V167H242ZM247 168V167H246ZM0 169H2V168H0ZM6 169V168H5ZM25 169V168H24ZM31 170H33L34 169V171H36L35 170V166H34V168L32 169V166H31V168H30ZM41 168H39V169H37L38 170V173L39 172H41V170H40ZM50 169V168H49ZM78 169H81V168H79L78 167ZM81 169V170H82ZM123 169H124V172H123ZM133 169V170H134ZM138 168H136V170L138 171L139 170ZM168 169V170H167ZM201 169H203V168H201ZM205 169V168H204ZM214 169H215V167H214ZM235 169H236V167H235ZM46 170V172H48ZM59 170H61V169H59ZM67 170V169H66ZM71 170H72V168H71ZM80 170V171H81ZM136 170H134V171H136ZM139 170V171H140ZM207 170H205V171H207ZM237 170H239V169H237ZM250 170V169H249ZM2 171V170H1ZM5 171V170H4ZM7 171H8V169H7ZM7 171H6V173H7ZM24 171V170H23ZM23 171H21V172H23ZM56 171V170H55ZM74 171H75V169H74ZM73 171V172H74ZM77 171V170H76ZM79 171V170H78ZM139 171L138 172H133V174L134 173H136V174H138V177L139 178H142V174H141V172H140V174H139ZM202 171V170H201ZM200 171V172H201ZM8 172H11L10 171V169H9V171ZM20 172V173H21ZM26 172V171H25ZM24 172V173H25ZM30 172V171H29ZM50 172H52V171H49V175H50ZM63 172V171H62ZM83 172V173H84ZM143 172H146V171H143ZM193 172V171H192ZM195 172V171H194ZM203 172H204V170H203ZM223 172H225V170L224 171H222V173ZM238 172V171H237ZM242 172H244V170L242 171ZM12 173V172H11ZM19 172H17V174H18ZM24 173H22V174H24ZM54 173V172H53ZM60 173V172H59ZM77 173H79V172H77ZM76 173V174H77ZM182 173H184V171L182 172ZM190 173V172H189ZM197 173V172H196ZM199 173V172H198ZM210 173H211V171H210ZM213 173H214V170H213ZM213 173H212V175H213ZM231 173V172H230ZM234 173H236V171L234 172ZM2 174V173H1ZM5 174V173H4ZM12 174H16V173H12ZM16 174V175H17ZM33 174V173H32ZM45 173H43V175H44ZM47 174V173H46ZM64 174H65V171H64ZM67 175H69L68 173H66ZM74 174V173H73ZM124 174V180L126 181H123V179L121 178L120 179V181L122 180V182H123V186L124 185H126L127 184V179H130L131 180V178L133 177H128V175L126 176ZM146 174H147V172H146ZM145 173H144V176L146 177L147 175H146ZM156 174H154L155 176H156V178H154L153 180L155 181L157 178H159L158 177V175H156ZM179 174V173H178ZM191 174H193V173H191ZM8 175H10V173L8 174ZM15 175V176H16ZM29 175V174H28ZM40 175V174H39ZM38 175V176H39ZM53 175V177L54 178H56V179H60V177L58 176V178H57V175L56 176H54L55 174H52ZM83 175V174H82ZM122 175V176H121ZM142 175V176H141ZM150 175H152L151 173L149 174L148 173V176H150ZM171 175V174H170ZM189 176H190V174H188ZM187 175V176H188ZM195 174H193V176H194ZM198 175V174H197ZM201 175V174H200ZM207 175V174H206ZM211 175V174H210ZM232 175V174H231ZM230 175V176H231ZM1 176H3V175H1ZM37 176V177H38ZM64 176H66V175H64ZM89 176V177H90ZM120 177V178H117V177ZM135 177L137 176V175H134ZM141 176V177H140ZM143 176V177H144ZM147 176V177H148ZM208 176V175H207ZM10 177L11 176H8V178L7 177H5V179L3 178V177H0V197H1V199H2V202H3V200H5L4 201V203H3V210H1V212H0V264H6L7 262L5 261L6 259H4V258H6V256H12L13 254H14V252H13V254L11 253L13 250H14V246H15V240H14V235H16L17 236V234L16 233H18V232H16V230L17 229H19V227H18V224H19V217H21V216H19V213H18V209L20 208L19 206V204H13V203H11L10 201L8 202L7 200H8V198L9 197H11V196H9V194L10 193H14L13 192V190H12V188H13V182L11 181V180H13V178H11V180H10ZM18 177V176H17ZM16 177V178H17ZM23 177V176H22ZM45 177V176H44ZM49 177V176H48ZM47 177V178H48ZM62 177H63V175H62ZM127 179H126V178ZM134 177V178H135ZM145 177H144V179H145ZM166 177V178H167ZM215 177V176H214ZM34 178V177H33ZM41 178H43V177H41ZM51 178H52V176H51ZM53 178V179H54ZM63 178H65V177H63ZM63 178H62V180H63ZM87 178V177H86ZM188 178V177H187ZM190 178V177H189ZM194 178H195V176H194ZM193 178V180L195 181V179ZM200 178V177H199ZM202 178V177H201ZM210 178V177H209ZM221 178V177H220ZM24 179H25V175H24ZM32 179V178H31ZM39 179H40V177H39ZM39 179H37V180H39ZM46 179V178H45ZM52 179V180H53ZM90 179V180H91ZM96 179V180H97ZM133 179V178H132ZM147 179V178H146ZM152 179V178H151ZM160 179V178H159ZM158 179V180H159ZM160 179V180H161ZM192 179V178H191ZM198 179V178H197ZM222 179L224 180V178H223V176H222ZM226 179V178H225ZM16 181H17V179H15ZM14 180V181H15ZM26 180V179H25ZM33 180V179H32ZM48 180H49V178H48ZM47 180V181H48ZM75 180V179H74ZM83 180H85V178L83 179ZM88 180H89V178H88ZM94 180V179H93ZM104 180V183L102 182V181ZM134 180H136V179H134ZM139 180V179H138ZM137 180V181H138ZM159 180V181H160ZM167 180V179H166ZM201 180V179H200ZM18 181H20L19 179H18ZM18 181H17V183H18ZM23 181V180H22ZM54 181H56L57 182V180H53L52 182L50 181H48L47 183H43L44 185H43V190L42 191H39V192H43L44 193V196H46V198L44 197V196H42V198L44 197V199L46 200V201H44V200H41L39 203H38V201H34V202H37V204H39V205H37L38 206V208L36 209V212H35V214L33 215V213L31 214L30 212H32V210H31V208H30V212L28 213V215L30 214V216L31 215H33V216H31L30 218H28L29 220H28V222H27V224H26V221H27V212L25 213L26 214V217L24 216V215H22V216H24L25 217V224H26V227H25V230H27V233H28V235L29 236H27V240H26V242H24V244L23 245H21V246H24L23 248H25L27 251H28V256H30V258H29V261H30V259L33 261H28L29 262V264L30 263H35V262H38L39 264H63V263H65L64 261V258L65 257H67V255L65 256L63 253H66V252H64V250H63V253L62 252H60L59 250H61L62 251V243H61V241H64L65 240V238H68V237H71L72 235H76L79 239H80V241H81V245L88 251V253L92 256V258H91V256H90V258L91 259H103V261H101V264H103L104 262H105V264H135L136 262H137V256L136 255H138L137 253H136V255H134V256H136V259H131L128 255H127V252H126V250H128V248L129 247H127L128 245L130 246L131 244H128V243H130L132 240H134V239H139V238H143L146 234L144 233V231L143 230H141V228H140V226L141 225H143V226H145V225H151L153 222H155V221H158V220H155V219H157V215H155L154 214V212H153V207H154V205H156L157 207H158V201L159 200H155L154 199V197H152V194H150L149 195V191H148V194H143V193H139V191H138V195L136 196V198L134 197L135 195H133V198L134 199H132L131 197L132 196H130V198L127 196V195H129V193L127 194V191L128 192H130L129 191V189H127V191L124 189H122L123 188V186H119V188L121 189L120 190V192L121 191H123V192H121L123 195H121L120 193V195H119V197L120 198H122V202H121V207L120 206H118V204H116V200H117V198H116V195H115V197H113V195L115 194H113L112 195V197H113V201H114V204L115 205H117V206H115L116 207V209H118V210H116L115 212L116 213H118L117 215H118V217H120L121 219L120 220H122V222L120 223L119 221H117V222H119L121 225H118L117 227L116 226H114V225H117V224H111L112 222H108L107 220H104L103 218L106 216V215H102L101 217H103V218H100V215H99V218L97 217V216H95L94 215V213H96L97 211L100 213L101 212V209L100 210H98L99 208H100V205H99V207H96V208H98V209H96L95 207V210H97L96 212H94V213H92L91 211H93V208H89L88 206V210L87 211H85L86 209L84 208H82V209H80V211H79V213H78V211H76V209L75 208H77L78 207V205H79V207H82V205H84V206H86L85 204H86V201L87 200H83L82 199V202H85V204H82V202H81V204H76V200L77 201H79L80 200V198L79 199H75V197H74V194H73V192H71V193H69V191L67 190V185H66V182L65 183H61V185H64L65 184V187L64 186H61V185H56L55 183H54ZM59 181V180H58ZM71 181H73V180H71ZM99 181L103 184H101V186L100 185H98L97 186V184H99ZM118 181V180H117ZM159 181L157 182V180H156V182L157 183H159ZM197 181V180H196ZM202 181V180H201ZM24 182V181H23ZM26 182H28V180L26 181ZM34 182V181H33ZM39 182V181H38ZM60 182H62L61 180H60ZM70 182V181H69ZM74 182H76V181H74ZM119 182V181H118ZM121 182V183H122ZM130 182V181H129ZM132 182H133V180H132ZM139 182V181H138ZM213 182V181H212ZM212 182L210 183V184H212ZM22 183V182H21ZM35 183V182H34ZM71 183V182H70ZM94 183V182H93ZM114 183H117V182H114ZM113 183V184H114ZM120 183V182H119ZM119 183L117 184V185H119ZM125 183V184H124ZM143 184L144 182H141L140 181V184ZM151 183V182H150ZM199 183H201V182H199ZM226 183H228V182H226ZM254 183V182H253ZM38 184V183H37ZM58 184V183H57ZM68 185H69V183H67ZM84 184H86V183H84ZM130 184H133V183H130ZM136 184H138V183H136ZM149 184V183H148ZM163 184V183H162ZM164 184H163V186H164ZM209 184V185H210ZM15 185V184H14ZM40 185V184H39ZM74 185V184H73ZM91 186H92V184H90ZM108 185V186H107ZM144 185V184H143ZM151 185V184H150ZM161 185V184H160ZM159 185V186H160ZM214 185V184H213ZM231 185V184H230ZM255 186L257 185V184H254ZM31 186H33V185H31ZM92 186V187H93ZM111 186H112V188H116V186H114V185H111L110 184V186H109V188H106L105 187V185H104V188H106V189H110L111 188ZM127 186H128V184H127ZM131 185H129V187H130ZM135 186V185H134ZM138 186V185H137ZM136 186V187H137ZM139 186H141V185H139ZM158 186V185H157ZM157 186H156V188H157ZM162 186V185H161ZM166 186V185H165ZM212 186V185H211ZM210 186V187H211ZM226 186V185H225ZM228 186V185H227ZM233 186V185H232ZM34 187V186H33ZM37 186L35 185V188H36ZM73 187V186H72ZM75 187V186H74ZM77 187V186H76ZM118 187V186H117ZM122 187V188H121ZM126 186H124V188H125ZM128 187V188H129ZM142 187H144V186H142ZM147 187V186H146ZM146 187H145V189H146ZM19 188H21V186L19 187ZM32 188V187H31ZM34 188V189H35ZM38 188V187H37ZM69 188H71V187H69ZM68 188V189H69ZM94 188L92 189L93 190V192H95L94 191ZM102 188H101V190H102ZM119 188H118V191H119ZM140 188V187H139ZM148 188H150V187H148ZM154 188V186H152L151 187V189H153ZM225 188V187H224ZM227 188V187H226ZM14 189V188H13ZM26 189V188H25ZM30 189V188H29ZM40 189H41V187H40ZM75 189V188H74ZM85 189L86 190H88L87 189V187H85ZM83 190V192L85 191V194H86V190ZM99 189V188H98ZM141 189V188H140ZM150 189V190H151ZM160 189V188H159ZM159 189H157V190H159ZM162 189H164V188H162ZM165 189H166V187H165ZM220 189V188H219ZM16 190H18L17 188H16ZM22 190V189H21ZM70 190V189H69ZM72 190V189H71ZM76 190V189H75ZM81 190V189H80ZM80 190H78V191H80ZM100 190V189H99ZM113 190V189H112ZM112 190H111V192H112ZM117 189H115V190H113V191H116ZM133 190V189H132ZM136 190H138V189H136ZM135 190V191H136ZM142 190V189H141ZM30 191V190H29ZM31 191H32V193H33V190L31 189ZM30 191V192H31ZM73 191V190H72ZM98 191V190H97ZM96 191V192H97ZM145 191V190H144ZM147 191V190H146ZM153 191V190H152ZM164 190H162V192H163ZM221 191H222V188H221ZM224 191V190H223ZM227 191H228V188H227ZM227 191H224V192H227ZM18 192V191H17ZM35 192V191H34ZM38 192V191H37ZM37 192H35V193H37ZM82 192V191H81ZM80 192V193H81ZM82 192V193H83ZM95 192V193H96ZM99 192V191H98ZM106 192V194H107V192L108 191H105ZM110 192V193H111ZM219 192V191H218ZM19 193V192H18ZM24 193V192H23ZM22 193V194H23ZM27 193V192H26ZM75 193V192H74ZM79 193V194H80ZM81 193V194H82ZM95 193H93V194H95ZM100 193V192H99ZM103 193V192H102ZM102 193H100V194H102ZM116 193H118V192H116ZM133 194H134V191L132 192ZM156 194H157V192H155ZM154 193V195L153 196H155L156 194ZM163 193H165V192H163ZM12 194H10V195H12ZM78 194V193H77ZM85 194L83 195L82 194V196H85ZM87 194H88V192H87ZM87 194H86V196H87ZM124 194H126V197L127 198H125L124 199ZM166 194L168 195V192H166ZM170 194H172V193H170ZM213 194H214V191H213ZM213 194H211V197H214V196H212ZM218 194H220V193H218ZM222 194H223V192H222ZM14 195V194H13ZM17 195V194H16ZM25 195V194H24ZM36 195V194H35ZM34 194H32V196L34 197L35 196ZM39 195V194H38ZM40 195H43V194H41L40 193ZM158 195H159V193H158ZM158 195H156L157 196V198H162V200H163V202L165 201V199L161 196V194H160V197L158 196ZM224 195V194H223ZM264 195V194H263ZM26 196H28V195H26ZM76 196V195H75ZM85 196V197H86ZM89 196V195H88ZM95 197H96V195H94ZM94 196H92L93 197V199H94ZM97 196L98 197H100L98 194H97ZM102 196V195H101ZM106 196V195H105ZM107 196L109 197H111V194H107ZM118 196V195H117ZM122 196V197H121ZM163 196H165V194L163 195ZM225 196H226V194H225ZM14 197V196H13ZM18 197V196H17ZM22 197H24L23 195H22ZM32 197V198H33ZM38 197V196H37ZM77 197H79V195L77 196ZM90 197H91V195H90ZM89 197V198H90ZM104 197V196H103ZM107 197V198H108ZM111 197V198H112ZM118 197V201H120L121 199ZM169 197H171V196H169L168 195V197H166V198H169ZM176 197V196H175ZM220 197V196H219ZM228 197V196H227ZM264 197V196H263ZM262 197V198H263ZM25 198V197H24ZM41 198V197H40ZM88 198V197H87ZM102 198V197H101ZM107 198H105V199H107ZM156 198V197H155ZM160 198V199H161ZM173 198H174V196H173ZM177 198V197H176ZM222 198V197H221ZM18 199H19V197H18ZM17 199V200H18ZM30 198H28V200H29ZM36 199V198H35ZM34 199V200H35ZM91 199V198H90ZM93 199H92V201H93ZM105 199H100L101 201H108V199L107 200H105ZM175 199V198H174ZM228 199V198H227ZM231 199H232V197H231ZM231 199H229V201H231ZM247 199V198H246ZM249 199V198H248ZM264 199V198H263ZM11 200V199H10ZM13 200H15V199H13ZM24 200V199H23ZM98 199H96V201H97ZM99 200V201H100ZM172 200V199H171ZM170 200V201H171ZM250 200V199H249ZM253 200V199H252ZM20 201H21V196H20ZM42 201H44V202H42ZM91 201V200H90ZM100 201V202H101ZM113 201H111V202H113ZM167 201H168V199H167ZM212 201V200H211ZM15 202H17V201H15ZM25 203H26V201H24ZM31 202H32V199H31ZM34 202H32V203H34ZM79 202V203H80ZM110 202V201H109ZM110 202V203H111ZM155 202H157V203H155ZM161 202V203H160ZM159 203L160 204H162L163 202L162 201H160ZM232 202V201H231ZM246 202V201H245ZM88 203H90V202H88ZM88 203H87V205H88ZM108 203V202H107ZM167 203V202H166ZM172 202H170V204H171ZM174 203V202H173ZM247 203H248V201H247ZM252 203V202H251ZM255 203H256V201H255ZM28 204V203H27ZM34 204H36V203H34ZM75 204H76V206H75ZM103 204H105V203H103ZM114 204H112V206L114 205ZM225 204V203H224ZM246 204V203H245ZM254 204V203H253ZM258 204V203H257ZM263 204V203H262ZM262 204H258L259 205V207H261L262 206ZM22 205H23V203H22ZM26 205V204H25ZM91 205V204H90ZM93 205V204H92ZM90 206V207H93V206ZM96 205H98V204H95V206ZM101 205H102V202H101ZM105 205H109V204H105ZM164 205V204H163ZM221 205V204H220ZM249 205V204H248ZM264 205V204H263ZM28 206V205H27ZM104 206V205H103ZM110 207H111V204L109 205ZM108 206V209L110 208ZM155 206V207H156ZM160 207H161V209L163 208V206L162 205H159ZM169 206V205H168ZM167 205H166V207H168ZM171 206H173V205H170V207ZM176 206L178 207V205L176 204ZM250 206H252V205H250ZM29 207V206H28ZM35 207V206H34ZM75 207V208H74ZM102 207V206H101ZM105 207V206H104ZM104 207H102V208H104ZM118 207V208H117ZM154 207V208H155ZM223 207H225L224 205H223ZM230 207V206H229ZM228 207V208H229ZM237 207V206H236ZM264 207V206H263ZM33 208V207H32ZM107 208V206L104 208V210ZM169 208V207H168ZM180 208V207H179ZM220 208V207H219ZM242 208V207H241ZM240 208V206H239V209H241ZM244 208V207H243ZM255 208H257L256 206L254 207V209ZM21 209V208H20ZM19 209V210H20ZM29 209V208H28ZM28 209H26L27 211H29ZM35 209V208H34ZM78 209V208H77ZM90 209H92L91 211H90ZM108 209H106V210H108ZM167 209V208H166ZM178 209V208H177ZM181 209V208H180ZM234 209V208H233ZM236 209V208H235ZM239 209H237V210H239ZM251 209V208H250ZM253 209V210H254ZM16 210V211H15ZM21 210H23V209H21ZM103 210V211H104ZM111 210H112V207H111ZM111 210H108V211H110V212H114V208H113V211H111ZM159 210H160V208H158V213H160L159 212ZM163 210V209H162ZM165 210V209H164ZM170 210H172V208L170 209ZM169 210V211H170ZM175 210V209H174ZM173 210V211H174ZM228 210V209H227ZM230 210V209H229ZM231 210H232V208H231ZM245 210V209H244ZM243 210V211H244ZM252 210V209H251ZM258 210V209H257ZM263 210V209H262ZM262 210H261V212H262ZM102 211V212H103ZM182 211H183V209H182ZM213 211V210H212ZM216 211H218V210H216ZM101 212V213H102ZM104 212H106V211H104ZM109 212V213H110ZM114 212V213H115ZM150 212H152L153 214H150ZM157 212H155L156 214H157ZM175 212V211H174ZM177 212V211H176ZM175 212V213H176ZM186 212H188V211H186ZM185 212V213H186ZM214 212V211H213ZM222 212V211H221ZM221 212H219V214L221 213ZM226 212V211H225ZM245 212V211H244ZM249 212V211H248ZM253 212V211H252ZM258 212V211H257ZM260 212V213H261ZM21 213V212H20ZM98 213V214H99ZM183 213V212H182ZM216 213V212H215ZM228 213H230V212H228ZM231 213H234V215H235V211L234 212H231ZM237 213V212H236ZM239 213V212H238ZM251 213V212H250ZM256 213V212H255ZM259 213V212H258ZM257 213V214H258ZM22 214V213H21ZM20 214V215H21ZM103 214V213H102ZM106 214H108V212H106ZM150 214V215H149ZM166 214H168V213H166ZM262 214V213H261ZM263 214H264V212H263ZM110 215V214H109ZM155 215V216H154ZM161 215H165V214H161ZM161 215H159V218L161 217ZM169 215V214H168ZM175 215V214H174ZM178 215V214H177ZM177 215H175V216H177ZM190 215V214H189ZM193 215V214H192ZM218 215V214H217ZM224 215H227L226 213H224ZM229 215V214H228ZM234 215H232V216H234ZM247 215V214H246ZM253 215V214H252ZM179 216V215H178ZM181 216V215H180ZM180 216H179V218H180ZM182 216H183V214H182ZM230 216V215H229ZM231 216V217H232ZM238 216H240V215H238ZM248 216V215H247ZM250 216V215H249ZM255 216H257L256 214H255ZM156 217V218H155ZM164 217H166V215L164 216ZM171 217V216H170ZM169 216H167V218H170ZM185 217H186V215H185ZM190 217V216H189ZM230 217V218H231ZM245 217V216H244ZM22 218V217H21ZM94 218H96L97 219V222H98V224H97V229H94L93 227H92V222L94 223V220H92V219H94ZM108 218V217H107ZM158 218V219H159ZM162 218V217H161ZM160 218V219H161ZM176 218V217H175ZM191 218V217H190ZM229 218V217H228ZM229 218V219H230ZM233 218V217H232ZM242 218H243V215H242ZM250 219H251V217H249ZM109 219V218H108ZM181 219V218H180ZM193 219V218H192ZM228 219V222L230 221V224H231V220L232 219H230L229 220ZM234 219V218H233ZM245 219H247V218H245ZM255 219V218H254ZM262 219H264V218H262ZM22 220V219H21ZM21 220H20V224H22L21 223ZM88 220H90V222H88ZM112 220V219H111ZM155 220V221H154ZM162 220V219H161ZM161 220H159V221H161ZM165 220H166V218H165ZM171 220V219H170ZM186 221H188L189 220V218H188V220H187V218L185 219ZM252 220V219H251ZM85 221H87V223H90L88 226L86 225L87 223L85 222ZM115 221V220H114ZM141 221H144V222H146V223H144V224H141V225H138V222H140L141 223ZM173 221V222H172ZM171 222L174 224V220H172ZM179 221V220H178ZM235 221V220H234ZM241 221V220H240ZM248 221H249V219H248ZM253 221V220H252ZM252 221H251V223H252ZM261 221V220H260ZM264 221V220H263ZM23 222V221H22ZM165 222V224H167V226H169V223H166V221H164ZM163 222V223H164ZM185 222V221H184ZM190 222H192V221H190ZM189 222V223H190ZM84 223H86V224H84ZM137 224L138 225V228L136 229V226H134L133 224ZM157 223V222H156ZM162 223V224H163ZM177 223V222H176ZM182 223H183V221H182ZM182 223H180L181 225H182ZM235 223V222H234ZM19 224V225H20ZM96 224V223H95ZM187 224V223H186ZM240 224V223H239ZM255 224V223H254ZM130 225H133V227H135V229L134 228H132V229H134V230H132V231H129L130 230ZM185 225V224H184ZM187 225H190V224H187ZM185 226L186 228L188 227V226ZM192 225V224H191ZM232 225V224H231ZM258 225V224H257ZM25 226V225H24ZM94 226V225H93ZM193 226V225H192ZM192 226H189V227H191L192 228ZM238 226V225H237ZM243 226V225H242ZM245 226V225H244ZM256 226V225H255ZM259 226V225H258ZM18 227V228H17ZM20 227H22V226H20ZM68 227V228H67ZM132 227V226H131ZM155 227V226H154ZM161 227V226H160ZM159 227V228H160ZM165 227V226H164ZM163 226H162V228H164ZM189 227L187 228L188 230H190L189 229ZM197 226L195 225V228H196ZM249 227V226H248ZM260 227V226H259ZM70 228V229H69ZM128 228H129V230H128ZM194 228V227H193ZM194 228V229H195ZM246 228V227H245ZM251 228V227H250ZM253 228V227H252ZM261 228H262V226H261ZM147 229H148V227H147ZM156 229V228H155ZM194 229H192L193 231H194ZM225 229H226V227H225ZM241 229H243V228H241L240 227V230ZM248 229V228H247ZM260 229V228H259ZM263 229V228H262ZM24 230V229H23ZM22 230V231H23ZM24 230V231H25ZM127 230H128V232H127ZM151 230V229H150ZM159 230V229H158ZM164 230H165V233H166V231H167V229H163V232H164ZM183 230V229H182ZM185 230V229H184ZM183 230V231H184ZM187 230V231H188ZM229 230H231V229H229ZM264 230V229H263ZM154 231V230H153ZM153 231H152V234H154L153 233ZM157 231V230H156ZM160 231V230H159ZM186 231V232H187ZM192 231V232H193ZM195 231H197L196 229H195ZM228 231V230H227ZM248 231H250V230H248ZM256 231V230H255ZM122 232H126V234L125 233H123V234H125L124 236H121V234H122ZM150 232V231H149ZM162 232V231H161ZM161 232H159L161 235H162V233ZM168 232H170V231H168ZM191 232V230H190V233H192ZM200 232V231H199ZM202 232V231H201ZM231 232V231H230ZM241 232V231H240ZM257 232V231H256ZM19 233H21L22 234V232H19ZM18 233V234H19ZM164 233V234H165ZM190 233H189V235H190ZM195 233V232H194ZM193 233V234H194ZM198 233V232H197ZM229 233V232H228ZM261 233V232H260ZM263 233V232H262ZM20 234V235H21ZM23 234H24V232H23ZM122 234V235H123ZM159 234V235H160ZM174 234V233H173ZM27 235V234H26ZM158 235V234H157ZM157 235H155L154 234V237L155 238H157L156 236ZM172 235V234H171ZM198 235L199 234H197V237H198ZM230 235V234H229ZM244 235V234H243ZM252 235V234H251ZM254 235V234H253ZM252 235V236H253ZM174 236H177L176 234L174 235ZM205 236V235H204ZM234 236V235H233ZM239 236V235H238ZM241 236V235H240ZM262 236H264L263 234H262ZM18 237V236H17ZM20 237V236H19ZM164 237V236H163ZM165 237H167V235L165 236ZM188 237V236H187ZM200 237V236H199ZM198 237V238H199ZM202 237H203V235H202ZM206 237V236H205ZM234 237H236V236H234ZM244 237V236H243ZM242 237V238H243ZM20 238H24V237H20ZM19 238V239H20ZM38 238V239H37ZM145 238H146V236H145ZM145 238H143V241H144V239ZM154 238V239H155ZM158 238H162V236L161 237H158ZM173 238V237H172ZM181 238V237H180ZM204 238V237H203ZM237 238V237H236ZM241 238V239H242ZM132 239V240H131ZM164 239V238H163ZM168 239V238H167ZM200 239H202V238H200ZM206 239H208L207 237H206ZM205 239V240H206ZM243 239H246V238H243ZM242 239V240H243ZM259 239V238H258ZM258 239H257V242H258ZM18 240V239H17ZM23 240V239H22ZM21 240V241H22ZM140 240V239H139ZM147 240V239H146ZM150 240V239H149ZM149 240H147V241H149ZM158 240V239H157ZM175 240H176V238H175ZM174 240V241H175ZM185 240V239H184ZM236 240V239H235ZM19 242H20V240H18ZM24 241V240H23ZM129 241V242H128ZM153 241V240H152ZM173 241V240H172ZM172 241H171V243H172ZM190 241V240H189ZM192 241V240H191ZM240 241V240H239ZM17 242V241H16ZM18 242V243H19ZM74 242V241H73ZM78 242V241H77ZM139 242V241H138ZM138 242H136V243H138ZM145 243H146V241H144ZM150 242V241H149ZM159 243H161L160 241H158ZM181 242V240L179 241V243ZM262 242V241H261ZM23 243V242H22ZM67 243H69V242H67ZM75 243V242H74ZM144 243V244H145ZM148 243V242H147ZM189 243V242H188ZM234 243V242H233ZM240 243H241V241H240ZM243 243V242H242ZM263 243V242H262ZM17 244V243H16ZM21 244V243H20ZM134 244V243H133ZM139 244V243H138ZM143 246H144V244L143 243H141ZM153 244V243H152ZM156 244V243H155ZM155 244L153 245V246H155ZM158 244V243H157ZM162 244V243H161ZM167 244V243H166ZM182 243H180V245H181ZM190 244V243H189ZM193 244V243H192ZM201 244H203V243H201ZM238 244V243H237ZM261 244V243H260ZM19 245V244H18ZM72 245V244H71ZM76 245H77V243H76ZM142 245H140V246H142ZM159 245V244H158ZM158 245H157V247H158ZM243 245H244V243H243ZM257 245H258V243H257ZM17 246V245H16ZM20 246V245H19ZM82 246H78V247H80V249H83V248H81ZM139 245H137V248H139V249H141L140 247H138ZM147 246H149V243H148V245L146 244V247ZM153 246H152V248H153ZM164 246H166L165 244L163 245V248H164ZM193 246V245H192ZM191 246V247H192ZM194 246L197 248V245H195L194 244ZM202 246V245H201ZM18 247V246H17ZM27 247V248H26ZM62 249H61V248ZM63 247H64V245H63ZM136 247V246H135ZM171 247V246H170ZM174 247H175V245H174ZM262 247H264L263 245H262ZM16 248V247H15ZM127 248V249H126ZM133 248V247H132ZM143 248V247H142ZM176 248V247H175ZM202 248V250H203V248H204V246H202L201 247ZM248 248V247H247ZM17 250H18V248H16ZM15 249V250H16ZM21 248L19 247V250H20ZM131 249V248H130ZM133 249H135V248H133ZM133 249H131V250H133ZM145 249V248H144ZM149 249V248H148ZM173 249V248H172ZM171 249V250H172ZM177 249V248H176ZM205 249V248H204ZM237 249V248H236ZM14 250V251H15ZM18 250V251H19ZM22 250H24V249H22ZM56 250V251H55ZM67 250V249H66ZM74 250H75V248H74ZM136 250V249H135ZM146 250V249H145ZM153 250H154V248H153ZM158 250H160V249H158ZM163 250V249H162ZM178 250V249H177ZM190 250V249H189ZM191 250H192V248H191ZM194 250H195V248H194ZM197 250V249H196ZM195 250V251H196ZM200 250V249H199ZM219 250H220V248H219ZM246 250H248V249H246ZM253 250V249H252ZM21 251V250H20ZM25 251V250H24ZM57 251H59V252H57ZM76 251V250H75ZM82 251V250H81ZM157 251V250H156ZM167 251H169V249L167 250ZM166 251V252H167ZM194 251V252H195ZM69 252V251H68ZM129 252V251H128ZM132 252V251H131ZM136 252H137V250H136ZM138 252H140V250L138 251ZM143 251H141V253H142ZM146 252V251H145ZM148 252V251H147ZM174 252H176L175 250H174ZM179 252H181V251H179ZM184 252V251H183ZM189 252H191V251H189ZM196 252H198V251H196ZM195 252V253H196ZM205 252V251H204ZM206 252H207V250H206ZM206 252H205V254H206ZM250 252V251H249ZM248 252V253H249ZM20 253V252H19ZM168 253H170V251L168 252ZM192 253H193V251H192ZM191 253V254H192ZM215 253V252H214ZM221 253V252H220ZM247 253V254H248ZM12 254V255H11ZM16 254V253H15ZM62 254L63 256H65V257H63L62 255V258H59V257H61L60 255ZM68 254V253H67ZM72 254V253H71ZM133 252H132V256H133ZM140 254V253H139ZM145 255V257H147L146 256V253H144ZM177 254V253H176ZM182 254V252L180 253V255ZM189 254V253H188ZM244 254V253H243ZM23 255V254H22ZM24 255H27V252H25V254ZM23 255V256H24ZM59 255V256H58ZM73 255V254H72ZM71 255V256H72ZM86 255H87V252H86ZM149 255H150V253H149ZM178 255V254H177ZM200 255H202L201 253H200ZM212 255V254H211ZM214 255V254H213ZM219 255V254H218ZM14 256V255H13ZM18 256H19V254H18ZM88 256V255H87ZM141 256V255H140ZM143 256V257H144ZM168 256V255H167ZM171 256V255H170ZM173 256H176L175 254L173 255ZM173 256H172V258H173ZM234 256V255H233ZM243 256V255H242ZM245 256V255H244ZM254 256V255H253ZM260 256V255H259ZM9 257H7V258H9ZM69 257V256H68ZM68 257L66 258V259H68ZM89 257V256H88ZM104 257V258H103ZM143 257H138V258H142L143 259ZM144 257V258H145ZM154 257V256H153ZM152 257V258H153ZM157 257V256H156ZM160 257V256H159ZM176 257H178V256H176ZM175 257V258H176ZM182 257V256H181ZM190 256H188L187 257V259L189 258ZM203 257V256H202ZM205 257V256H204ZM203 257V258H204ZM207 257V256H206ZM212 257V256H211ZM240 257V256H239ZM261 257V256H260ZM15 258V257H14ZM13 258V259H14ZM23 259H24V257H22ZM74 258V256L72 257V259ZM133 258V257H132ZM158 258V257H157ZM168 258H171V257H168ZM216 258V257H215ZM227 258V257H226ZM247 258V257H246ZM258 258V257H257ZM256 258V259H257ZM16 259H17V255H16ZM28 259V258H27ZM59 259H63L62 261H61V263H60V260ZM179 259L180 260H183V259H181L180 257H179ZM192 259V258H191ZM190 259V260H191ZM194 259V258H193ZM200 259H202V258H200ZM210 259V258H209ZM237 259V258H236ZM261 259V258H260ZM263 260H264V258H262ZM8 260V259H7ZM20 260V259H19ZM105 260V261H104ZM141 260V259H140ZM145 259H143L142 261H144ZM149 260V259H148ZM151 260V259H150ZM177 260V259H176ZM189 260V259H188ZM204 260H205V258H204ZM214 260V259H213ZM213 260H211L212 262H213ZM219 260V259H218ZM226 260L227 259H225L224 261L226 262ZM241 260V259H240ZM248 260V259H247ZM9 261V260H8ZM21 261V260H20ZM78 262H79V260H77ZM84 261V260H83ZM136 261V262H135ZM158 261H159V263H161L162 261H160L159 259H158ZM158 261H156L157 263H158ZM172 261H174V259L172 260ZM185 261V260H184ZM187 261V260H186ZM192 261V260H191ZM196 262H197V260H195ZM201 261V260H200ZM203 261V260H202ZM215 261V260H214ZM228 261V260H227ZM232 261V260H231ZM246 261V260H245ZM10 262V261H9ZM22 262V261H21ZM23 262H26V260L25 261H23ZM28 262H26V263H28ZM67 262V261H66ZM73 262V261H72ZM75 262V261H74ZM91 262V261H90ZM93 262V261H92ZM91 262V263H92ZM103 262V263H102ZM145 262V261H144ZM149 262V261H148ZM164 262H166V260L164 261ZM205 262V261H204ZM203 262V263H204ZM208 262V261H207ZM235 262V261H234ZM249 262V261H248ZM257 262V261H256ZM15 263V262H14ZM20 263V262H19ZM68 263V262H67ZM152 263V262H151ZM163 263V262H162ZM166 263H168V262H166ZM166 263H164V264H166ZM175 263V262H174ZM187 263H189V262H187ZM191 264H192V262H190ZM189 263V264H190ZM195 263V262H194ZM193 263V264H194ZM211 263V262H210ZM224 263V262H223ZM237 263H238V261H237ZM240 263V262H239ZM238 263V264H239ZM255 263V262H254ZM258 263V262H257ZM16 264V263H15ZM36 264V263H35ZM76 264V263H75ZM138 264V263H137ZM146 264H149V263H147L146 262ZM152 264H154V262L152 263ZM156 264V263H155ZM196 264V263H195ZM253 264V263H252Z\"/></svg>",
  "mask_w": 264,
  "mask_h": 264
}]
</instances>
